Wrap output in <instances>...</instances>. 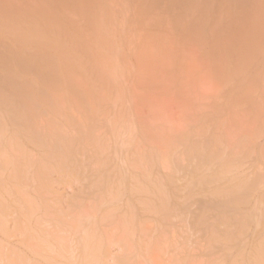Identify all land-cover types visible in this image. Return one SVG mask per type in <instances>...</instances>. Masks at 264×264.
I'll use <instances>...</instances> for the list:
<instances>
[{"label":"bare ground","instance_id":"1","mask_svg":"<svg viewBox=\"0 0 264 264\" xmlns=\"http://www.w3.org/2000/svg\"><path fill=\"white\" fill-rule=\"evenodd\" d=\"M6 1L7 0H5V3H3L4 1L0 0V4L2 2V5H0L1 9L3 8V6L4 7L7 6V7L2 9V10H4V13H3V11H1V13H0V16H1L0 17V222H1V220H4V221H2V223H0V228H1L0 232L2 234L6 231L5 233H7V235L11 236V234H9L8 231L15 230V226H16L17 229H20V228L23 229V228L27 227V229H25V230L23 229L25 231V233H27V235H28V231H30V228H31L32 232L30 231L29 234H31V233L33 234V231L36 229V227H38V225H41V224H37V223L34 224V222H38L40 215L43 214L42 216H43V218H45L44 221L46 220V218L49 217L47 222L49 223V221H50V225L53 224L52 227L56 228V232L59 230L57 233H59L61 235L60 232H62V233L64 232L63 235L65 234L64 237H62V235L60 236L62 238H59V236L57 235V237H58V239H57V237H56L57 233L55 235L53 233L54 228H52L46 221H45L46 222V224H45L44 221L40 219V221L38 223H40L41 221L44 223V224L42 223L43 225H41V226H43L42 227L43 230H41V226H40V228L38 227L37 228L38 230L37 229L36 230L39 231L40 233L36 232V230H35L34 234L37 236L34 235L32 238H30V241L32 240L34 245H32L33 243L32 244L29 243L30 242L28 239L29 237H26L27 238L26 239L27 244L29 243L28 245L27 244H24V245L20 244L19 245L18 244L19 242L16 241V243L19 246L24 248L25 245H27L25 248L32 249V252H33L32 259H30L31 257L29 258V256H28L29 259L25 258L26 257L25 252L27 250L23 251L24 249L22 250V248H21V250L23 251V252H21V251H19L20 248L19 249L16 248L15 250H17V252L20 253L19 254L14 250V248H15L14 246H13L14 248L12 247L13 249L10 246V248L12 250V251L10 250L11 253H10V251H7L8 253H6V251H5V255L9 256V257L6 256L8 258L7 261L10 258V263L15 264V262L13 263V261H16V258H17L16 264H18L19 262H21V264H160V260L164 259L163 262H165V260H167L166 261L167 264H196L198 261H199L198 264H201V263L202 264H206V263L207 264H264V186H263V184H264V172L263 171L264 170H261L260 167H259L260 169L256 167L257 169L254 170L255 168L251 167V164L253 161L256 162V160L257 161L259 160L258 159V156L260 155L259 151H258V153L256 151H254L255 153H253V151L251 152L252 153L251 155H253V156H251L253 161H251V159H249V157H250L249 152L251 151V148H253V147L249 146L250 144L246 145V147L247 146L249 147L248 150L246 151L247 148H245V146H244V144H247L249 142L252 145L257 146V148H255L256 146L254 147L255 149L260 150L261 147L258 148L260 145L258 143L255 144L254 141L256 140V142H257V140H258L257 136L260 137V135L261 134L263 135V133H264L261 130L263 133L260 132L261 134L259 133L260 134L259 135L258 132L253 133L254 129H252V128H255V130L259 131V129L256 128L257 126L256 127L254 126L255 123H256V125H258L257 121H259V124H260V120H261V125H264L263 124L264 123L263 122L264 121V119H263L264 110L261 109V108H264L263 107L264 103L262 102V100L264 101V99H263L264 97H261V99L259 98L260 94H261L260 91L261 92L263 91L261 96L262 95L264 96V90H263L264 89V83H263L264 82L263 81L264 80L263 79L264 78V67H263L264 59H262L264 57V55H263V57L261 55L262 52L264 51L263 50L264 47L262 48L263 51L261 50V48L259 49V47H258V45L261 43L260 41L264 40V36L262 33V32H264L263 31L264 21H262V17H264V15H262V14H264V11H261L262 13L260 12V9L262 8V6H264V2H263L264 0L261 1V2H263V5L261 4L260 0H259V2H257V0H255L256 1L255 4L254 3L250 4L251 7L248 5V3H250V0H246V3L244 2L245 0H241L242 1L241 4L238 2V5H237V3L236 4H229L230 6H228V4L224 5L225 3L223 2V0H222V2L224 4H222V2L220 3L221 0H219V2L216 1L217 4H215V2H214L215 0L214 1L212 0L213 2L210 0H202L205 2V3L202 2L204 4V9L207 10V8H205L207 5L205 6V4L207 1L208 2L210 1L213 4V6H211L212 4L210 2H209L210 5H208V6H211V7H213V9L217 10V12H216V10H211V7H209V9L212 11V13H214V14H212V17L210 16V18L215 19L212 21L216 22V23H214L210 19L212 24L214 23L217 25H221L224 22L222 24L223 27L227 25L226 27L228 28V31H227L228 36H226L227 34H225L226 33L225 28H223L222 25L219 26L218 29L223 28V30L219 29L216 31L217 32H220V31L224 32L225 31L224 34L226 37H230V35H233V36H231L232 38L230 39V41L228 40V38L224 39L226 41H229L231 43L230 45L234 46L233 48H232V46H229V44L226 41L223 40V42L225 44L226 43L228 44V45L226 44L227 46L222 42L223 38H222V36H220V34L221 35H224V34H222L221 32H220V34H218V33L214 34L215 27H217V25L214 26V24L213 25L209 24V26H205V28L207 27L206 28L207 30L209 29L208 30L209 32L204 30L205 29L204 25L205 24L207 25V22L209 21V19H208L209 17H207V16H209L211 13L207 12L208 13L207 14L206 12H204L205 11L204 9H203L204 11H202V7H203L202 3L200 6V9L197 8L199 10H196V8H194L195 11L192 8L194 5L192 6V4H191L192 7H190V5H189L187 8L188 10L186 9L185 14L182 15V13H184L183 10L186 8L185 3L187 6L189 3L192 2V0H190L191 2H189V3H188L189 0H164V1H166V3H168L170 1L171 2L170 4L172 6L170 7L169 3H168L169 5L165 3L164 4L165 6H162V8L164 9L166 7V9H168L167 7H169L170 8L169 10H171V11L173 10L172 11L173 14H171L172 13L171 11L164 9V10L170 12L169 14H171V16H168V15L165 16L167 12L165 11V13L163 14L164 10L162 9L163 11L159 12L160 17L157 14L158 15L157 19L160 20V22L157 21L159 23H156L154 20L151 19V18H153V14L151 13V11H153L154 13L157 12V11H154L157 7L154 8L155 7L154 4L150 5L151 3H154V2L150 3L148 0H147L148 2L141 0L143 2H142V6H140V9H145V7H147V8H146V10H142L146 13L145 14L142 12L143 15H145V16L142 15V18H141V14H140L141 12L138 15L135 14L137 17L136 20L138 21V24L139 23L140 24L145 23V25H146V23H149V25H151V26H147V25L146 26L151 28L152 27L151 20H152V22L154 21L156 24H160L159 25L160 27L162 25H167V23H165V22H170V23L172 22L171 24L168 23V25L172 26L173 23L176 24V22H175L176 20H177V22L183 21V20H178L179 17H180V19L182 17H184L183 22L185 24V22H186L185 16H187V19H188L191 15V14H189V12L187 13L189 16L186 15V11H190L192 8L190 13H192V11H193V13L197 12V13H194L195 18L197 19L196 14H199L198 11L200 12V10H201L202 14H203V12L206 13L207 18L202 17L203 18L202 19V18H200L201 14L197 15V16H199L198 17L199 20L197 19L198 21H196V22H198V24H202V25L204 24V25L203 26L199 25L198 28L196 27L197 29L194 28L195 29L194 31L197 30L196 32H197V34L199 33V35L201 34L200 31H202V33L204 31V32L209 33V36L203 37L204 36V33H203V36L200 35L201 39H199V40H206L205 38H208V39L211 38L212 42L211 41L210 42L213 43V45L215 44V46H214L215 48L210 46V45L208 46V47H212L211 49L214 48L216 50H220L219 52H221L227 48L229 50L228 51L229 54H231L232 57L234 56L233 54H235V52L230 51L231 49H233L237 53L241 54L240 56L237 54V56H238L237 60L239 62L237 60L236 61H237V64L240 63L239 66H236L237 64L236 65L234 64L235 60L233 62L229 61V62H232L230 64L229 62H227L228 59L226 60L223 58L228 63V65H226V62L224 60L223 61L225 62V64L222 63V56H224L223 52H221L222 56H219V52L217 51L218 52V56H217L218 58H216V59L221 58V60L220 61L215 60V62H220L219 64H221V63L223 64V66L220 65L221 67L218 66L217 72H216V69L214 70L215 67H213V68L211 67L212 69L210 68V65H211L210 61L208 62V58L204 57L205 59H207V62L209 63L208 68L211 69L209 72L213 71L212 74L213 75L216 74V76L215 75L214 76L217 79L219 77V80L222 78L221 79V80H223V81H221V82H223V84L221 83L222 87L227 86L226 88L228 91L226 90V88H222L223 90H226L225 91V92H227L226 96L225 97L223 96V95H225L224 94L225 92H223L221 94V96H222L221 99H219L220 97H218L219 101L214 99V101L216 103L213 101V103L210 104V106H209V107H211V105H212V107L210 109L212 112L211 111H209L210 113L208 111L205 112V109H204L205 113L203 111L202 112L199 111V113H201L200 116H202V114L204 113L203 114L204 117H200L201 119L204 118L203 119V125H201L202 123L200 122L202 120H198L199 115H196V111H195V113H194V111H191L192 114H191V112H190V114L193 116L195 115L194 116L195 119L193 116L189 117V115H187L188 119H185V121L187 120L186 121L187 123L189 121L191 123L195 120L199 121L200 127L197 124H195V123L194 124L197 125L200 129H197V127L192 123L191 125L192 126L194 125L193 128H195V132L191 127L190 128L188 127L187 129H189V130L192 129V130H190V133H189L186 129V131H187V133H186V131H184V128L186 125L184 126V128H182V131L179 130L180 128L177 129L178 126H177V128L175 126L174 130L171 131L172 133H174V131H176V129L179 132V134H181V132H182V134L180 136L175 132V135L173 134L174 136H176V137L173 136L175 139L173 137L168 138L167 135H170L172 133H169L168 130L163 129V128H162L163 130H166L169 133V134H167L163 130H162L163 131L162 133L160 132L161 134L164 135L163 137H165V138H163L161 134L160 135L162 138L161 137L158 138V136H159L158 131H157L158 134L157 133L152 134V132L150 133V130H151L150 126H149V128L147 127V129H149V130H146L145 129L146 127H144L145 130L141 129L142 125L145 124L147 126V124L149 122L148 120L150 117H151L150 121H152V115L148 114V116L150 115V117H148V118H146L147 116L145 118L141 117V115H139V113H137L138 111L136 109L137 112L135 111V113H137V116H139V117L137 118V116H136L137 120H134L135 117H131L130 114L133 115L134 111H132V110H134V109L132 108L131 111L129 109L132 106L136 105V103L131 102V100L135 101V99H137L136 96L138 97L137 93H139V92H137L136 94L134 93L135 99L133 98L130 100L128 98H132L133 96L131 97V95H133V94H131L130 97L126 96L125 95L126 93L123 91H121V92L125 93V94H120L121 93L120 89L123 88V87L121 88L120 86H121V84L125 85L126 82L124 80H127L125 73H127V72L124 71V73L122 74L123 76L125 75L124 76L125 79L121 78V76H118V75L121 74V72H123V70H124L123 68H125V65H127V60H126V62H125V60H123V56L125 54L123 55L122 50H125V48L119 42L125 43L124 46L126 45V43H128L129 44L128 46L131 47L134 45L133 42L135 40H133V42H131V39L129 37L130 36L135 37V34H138V33H135L138 31L136 29L137 28L136 26L138 24L135 26L136 28L132 26L133 24L132 25L130 24L132 22L131 19H133L132 18V16L134 15L133 13L135 12V11L133 12V10H130L131 7H134V6H131L132 0H129L131 2H126L124 0L123 3H124V5L126 4L127 6L125 5V6L120 7V9L124 8V9H122L123 10L122 12L124 14L121 11H118V9H119V7H117L118 5L117 6L114 5L115 6L114 7L112 5L113 2H112V4L110 3L111 4L110 5L108 0H107L108 4L110 5V7L112 6L113 8L112 7L109 8L107 5V2H106L107 6L104 5L105 0L104 1L103 0H100V1L95 0L94 3H92L94 0H91L92 2L89 0H75L76 2L73 0H70L67 3V5L70 4L69 8H72L73 12L76 10V12L77 13L79 12V13L76 14V12H74L75 16L71 15V14H73L71 9L68 10V7L66 4H64L65 7L64 6L63 7L64 8L67 7V10H65V11L72 12L69 15L70 18H71V16H74V17L77 16V18H78L77 23L79 22L78 24L85 22L86 25L83 23L82 26H81V24L76 25L77 23H75L76 20H74V17H73L74 21H70L69 17H67L68 13H65V16L61 15L62 13H64L63 12L64 8H62V6L60 4L67 2V0H52V1L49 0L51 2V4H49L50 2L49 3L47 2L48 0H46V1L41 0L44 3L47 2L45 5H42L43 3L40 2V0L39 1L34 0L40 4V5L38 4V6L36 4H32V3H35L32 0L31 1L32 3H30L28 1L29 6L25 2V4L28 7L25 4L24 5L22 4L24 7H22V5L18 7V4H19L18 2H21L22 0H20V1L18 0V2L15 0H13V1L11 0V3H10V0H8L9 3ZM23 1H27V0H23ZM72 1H73V3H72ZM101 1L103 3H101ZM113 1H115V0H113ZM138 1H140V0H138ZM14 2L17 3V4L15 3L17 6L14 4ZM98 2H100L101 5H104V9L102 8L103 6L101 7ZM118 2L120 5H122L120 0ZM144 2H146V3L144 4ZM176 2L177 3L179 2L178 3L179 5ZM180 2H184V3H180ZM194 2L196 3V5L199 4L195 0H194ZM252 2H254V1H252ZM6 3H8L9 5ZM114 3L116 4V2H114ZM127 3L130 5L129 6L130 9L128 8ZM132 3H135V2H132ZM163 3L161 2V5ZM242 3L244 4L245 7L249 8L248 12L246 11L247 9L245 10V8H243V6H241V5H243ZM3 4H5V5H3ZM30 4L33 5L35 9L38 8L39 6L45 7L47 4H48V6H46L47 8H44V9H42V8L40 9V7H39L37 9L38 10L37 11L32 6H30ZM56 4H59V6H60V7L58 6L59 7L58 10L60 8H62V9L57 11V5ZM156 4H158V3H155V5ZM13 5H15V7ZM35 5L37 7H35ZM93 5H96V7L98 9ZM134 5H136V3ZM143 5H145L144 8H143ZM166 5H168V6H166ZM196 5H195V7H196ZM217 5H219L218 6L219 8L223 5L222 6L223 9L225 8L226 10H228L226 12H228V14L231 13V15L234 16L235 20H237L236 17H238L239 21L237 22V26L234 25L233 23H231L230 19L228 18L231 16L230 14L227 15V13L225 12V14H226L225 16L227 17V19L224 16V14H223V16L225 18H222L221 17L222 15L221 16L217 15L218 11L221 12V14L223 11V10L220 11V9L217 7ZM233 5H236V7ZM260 5H262L261 8H260ZM89 6L92 7V8H90L92 11L89 10V8H88ZM157 6H160V5L158 4ZM178 6H180L181 8L183 6V8H184V9L182 8V10L179 11V12L182 11L181 14L175 13L176 8H179ZM11 7H13L12 8L13 10L8 11V10H11ZM106 7L108 9H105ZM116 7H117V9H116ZM197 7H198V5H197ZM19 8H21L20 11H19ZM127 8L129 9V11ZM171 8H173V9H171ZM189 8H190V10H189ZM235 8H238V9H235ZM239 8H240V11H239ZM6 9H8L7 10L8 13H7ZM22 9H23V12H22ZM109 9L111 11H109ZM113 9H115L117 11L116 14L113 13L114 12ZM209 9H208V11H210ZM225 9H224V11H225ZM242 9H244L246 12H243ZM15 10L17 12L18 11L19 12L16 13ZM24 10H27V12L26 11L24 12ZM28 10H30V11L35 10V12H30ZM60 11H61V14H58V12H60ZM131 11H132L133 15L132 16L130 15L129 21H131V22L128 21L129 22L128 23L127 22L128 17H126V15L129 16L128 12L130 13ZM136 11H138V9ZM147 11H148V14L150 13L151 15L150 14L147 15ZM213 11H215V12H213ZM88 12H91V13L87 14L85 18H87V16L90 17L89 19H91V21L93 23L89 19L85 20V18L82 19L83 22H80L81 21V19L79 20L80 16L83 18V16ZM93 12H95V13H93ZM104 12H106V13H104ZM110 12H111V14H110ZM119 12H121V14H123L122 16L126 17V20L124 17H123L124 20H123V18L121 20L123 22L128 23V24L124 23L123 27L125 28V24H126L125 29H129L127 31L128 32L130 31V35L127 33V31L124 32V30H122L121 27H119V25L117 23L119 21L118 19H120V18H116L117 17L116 15ZM241 12H243V13H241ZM101 13L106 14V15L103 16ZM161 13L163 14V16ZM233 13H235L236 16ZM2 14H4V15H2ZM121 14L119 13V15H121ZM238 14L239 15L243 14V16L240 18L241 15L238 16ZM259 14H261L260 15L261 18L259 17ZM58 15L59 16L61 15L62 18L63 17L64 18L66 17V18L63 20L61 17H58ZM100 15H102V16H100ZM109 15H111V16H109ZM154 15L156 18L157 17L156 14H154ZM174 15L175 16L178 15L179 17L177 18ZM215 16H218L219 18L221 17L222 19L221 18L218 19ZM111 17H113V18H111ZM133 17H135V16H133ZM143 17H145V21H144ZM168 17L169 18L172 17V18L169 19ZM192 17H194V16L191 15L190 18H192ZM107 18H110L109 21ZM161 18H163V19L167 18V19H165L167 21H165V20L163 21ZM173 18H174V20H173ZM216 18L219 20V22L221 24L218 21H216L217 20ZM66 19H67V21H66ZM141 19L144 22H139V20H141ZM148 19L149 20L151 19V20L149 21ZM196 19H194V20H196ZM201 19L205 20V21L203 22ZM206 19H208V21H206ZM228 19H229V21H228ZM136 20L134 19V21H133L135 24L137 23ZM161 20H162V22H161ZM194 20L190 19L191 22ZM222 20H224V21L221 22ZM263 20H264V18H263ZM122 21L121 22L119 21L121 26H122V24H121ZM147 21H149V22H147ZM190 21L187 23L190 24L191 23ZM199 21L202 23H200ZM100 22L103 23V25L99 24ZM196 22L194 21L195 26H197ZM228 22H229V24H228ZM106 23H107V25H106ZM108 23H109V25H108ZM162 23H164V24H162ZM179 23H177L176 26ZM89 24H91V25H89ZM175 24H173L174 28L176 27ZM189 24L184 26L182 23V25H180V26L181 27L184 26L185 28H183V29L181 28V30H179V28H180V26H179V28H176L178 30V32L176 29L174 30V28L172 27L176 33H174V31L170 28V26L169 27L164 26L163 28L168 29V30L171 29V35L177 34L178 35V36L176 35L177 38H180L179 37V31H181L180 34H182V33L185 34L183 30H185L189 26ZM191 24H193V23H191ZM232 24H233V26H232ZM95 25H96V27H95ZM113 25L115 26V28ZM127 25H130V27H132L134 30L130 29V27L128 28ZM210 25H211V27H210ZM80 26L82 28H83V26L90 27L91 31H88V33H86L85 30L81 32ZM92 26H94V27H92ZM103 26H104V28H103ZM109 26L111 29L109 28ZM117 26H118L119 32L123 31V33L120 32V35L116 31V30H118V29H116ZM213 26H214V28H212ZM154 27H155V25L152 28L154 29ZM192 27L193 26H191L189 28H191V30H192ZM201 27L203 28V30L202 29L199 30V28H201ZM229 27H231L230 30L235 29L234 33L229 30ZM93 28H95L97 30L99 29L100 34L98 33V31H96ZM101 28H102V30H101ZM105 28H107V29H105ZM138 28H139V25H138ZM152 28L150 30H153ZM155 28H158V27H155ZM211 28L214 29V31ZM227 28H226V30H227ZM113 29H114V31H113ZM88 30H89V28H88ZM92 30H93V33H92ZM103 30H105V31H103ZM162 30H164V29H162ZM168 30H166L167 31L166 33L169 34V36H171L170 31H168ZM191 30H190V33H192V31H193V30L192 31ZM94 31H96V32H94ZM156 31H157V29H156ZM164 31H162V32H164ZM187 31H185V32L188 35L189 32H187ZM229 31L233 34H230ZM115 32H117V33H115ZM211 32L214 35H212ZM82 33H84V34L82 35ZM125 33L128 35L126 36ZM131 33H133L134 35ZM158 33H159V35H161V31L160 32L158 31ZM166 33L164 34V36H165V37H163L164 39L169 37V36L166 37ZM106 34H108V35H106ZM116 34H117V37H116ZM121 34H123V37H120V39H121V41H120L119 36H122ZM186 34H185V36H186ZM197 34H195L196 36H194V32H193L194 37L191 34L192 41L194 40L193 38H196V37H197L196 39L198 40L199 35H197ZM78 35H79V40H78ZM91 35L94 38H91ZM100 35H101V37H99ZM103 35H105V36H103ZM110 35L113 38H111ZM205 35H206V33H205ZM80 36L83 40H80ZM96 36H97V38H96ZM107 36H109V38L106 39ZM124 36H126V38ZM185 36L183 35V37H185ZM188 36H190V35H188ZM225 36H224V38H225ZM261 36H263V38H261L262 40H258ZM145 37H147V36H145ZM145 37L143 38L144 41L140 40L139 38L137 39L136 37L134 38V39L139 40V42L142 41L141 43H143V44L140 43L141 45L140 44H138V45H140L142 47L145 46V51L143 50L144 47H143V49L141 48L142 49V51H141L140 46L138 47L137 44L135 43L136 41L134 42L136 45H134L133 47H136L139 50L138 52H139V55L141 57L138 54L137 55L139 56V58H141V60H140V62L142 61L141 64H143V60L145 61V59L147 62V58H150V57L154 58L158 54L161 56H162V54H164V55L166 54V56L164 57L165 59H162L163 56L162 57L158 56L159 58L157 56L155 57V58H158V59H156V62H158V63H155L156 69L158 71L159 70H165L166 65L170 66V64L172 63V62L171 63L168 62V60L170 58L174 60V58L176 57L175 56L176 53L172 52V50H171V49H173L172 47L174 44L172 42L173 41L172 37H173V39H176L177 41H179V43H178L176 40H174L175 43H177V46L174 47L173 51H175V49L178 51L181 48L180 46H182V50H184L186 47H188V45H186V44L189 43L188 37H187V39H186V37H185V39L182 38V39H184V41L187 40V42H185L186 44H184V41L181 38H180L181 40H178L176 37H174V35L171 36L170 40H172V41H169V40L168 41L172 42V45H171L172 47H168V49H167V50H169V48H170V51L172 52L171 53L170 51H167L164 47H162V46H164V45H162L163 43L167 45V43H168L167 40H165L167 43H165L163 41V38H162V40H160V39L158 41L156 40L157 43L158 42L160 43L157 45V43L156 44L153 43V42H155V40L154 41L151 40L152 42H148L150 40H147L148 37L145 39ZM114 38H116V40L118 38V44L116 43V41H114ZM149 38L153 39L152 37H149ZM91 39H92V43L89 41ZM132 39H133V37H132ZM196 39H195L196 43L192 42V41L190 42L191 44L189 43L190 46L194 45V44L197 45ZM8 40L9 41L11 40L12 42H9ZM102 40L104 43L101 42ZM112 40H113V42H111ZM128 40L131 43H129ZM199 40H198V43H199ZM79 41L80 42L84 41V42H81L82 43L81 44ZM94 41L96 42V45H95ZM180 41H182V44L180 43ZM78 42H79V44H78ZM85 42H87V43L89 42L88 45ZM145 42L147 44L148 43L154 44V46H153L154 49H152V44H151L150 51L154 50V51H152V53L154 52L155 55H154V53L152 54L151 52H149L148 48L150 46H149V44H148V46H147V44H144ZM161 42H162V44H161ZM204 42L202 41V43H204ZM207 42H206V44L205 43L204 44L207 45ZM210 42H208V43H210ZM220 42L224 46L221 45ZM258 42H260V43L257 45ZM192 43H194V44H192ZM103 44L105 47L103 46ZM115 44H117V47L119 46L118 49L120 48V46H122L121 47L122 50L121 51L119 50L121 52L119 54H121V57H122V58L120 57V60L124 61V63H126L124 65V67L121 65L122 68H119L120 65H117L118 69H121L120 70L121 72H119V74H117L118 72L114 71L117 75V78H120L121 82H122V79L124 81L122 83L120 82L121 83L120 86L118 85L119 80H117V81L115 80V78H116V77H114L115 73L113 75L111 74L113 72V69H114L113 68L114 64L115 65L117 64L113 61V60H116V58H117V57H114L115 53H116L115 51L117 50V47L115 46ZM130 44H132V45H130ZM159 45H161V47L164 48V51H166L167 53L162 52L163 49L158 50L160 48V47L158 48ZM169 45H167V46H169ZM183 45L185 48L183 47ZM195 45H194V47H195ZM205 45H202V46H204L205 49H207L206 48L207 46H205ZM220 45H221V47L223 46L224 49L221 48ZM92 46L94 49L92 48ZM106 46L108 48L109 47H114V48L108 49V48H106ZM156 46H157V49H155ZM167 46H166V48H167ZM200 46L201 45H199L198 48L203 49ZM259 46H261V45H259ZM262 46H263V44H262ZM127 47H126V49H127ZM178 47H180V48H178ZM196 47H195V49H196ZM228 47L229 48L231 47V49H229ZM33 48L36 52L32 50ZM102 48H103V50H105L104 52H102ZM198 48H197V50H198ZM89 49L93 51L92 55H91V52ZM137 49H135L136 53H138ZM214 49H213V51H214ZM257 49L260 50L261 52L258 51ZM24 50L27 51L28 53L27 52L25 53ZM127 50H129L128 52H130V48H128ZM132 50L134 51V48L133 49L131 48V51ZM191 50H194L193 46H192ZM30 51H32L31 53L34 52L36 54L31 55L29 53ZM86 51L89 54H87ZM106 51L107 52L110 51V53L114 52L113 56H111V57H113L112 59H111V57H109L112 53L109 54ZM155 51L156 52L158 51L157 54ZM198 51H200V50H198ZM256 51L259 54L257 53L255 55ZM147 52H149V53H147ZM168 52H169V54L171 53L172 56H173V54H175L174 55L175 57L174 56L171 57V54L169 56ZM203 52H205V51H203ZM203 52H201V53H203ZM230 52H232L233 54ZM93 53L94 54L97 53L98 55L100 54L99 56L101 58L99 56H97V54L95 56ZM125 53H126V51H125ZM142 53H143V55H142ZM182 53H181V55H182ZM184 53H185V51H184ZM207 53H206V56L209 55V52H207ZM26 54H29L31 57H29V55L24 57ZM45 54H49V56L44 57ZM50 54L53 56H51ZM119 54H118V56H120ZM130 54H131V52H130ZM144 54H146V56ZM151 54H152V56H151ZM225 54H227L226 58L229 57L228 53H225ZM88 55L89 56L91 55L90 56L91 58ZM178 55H180V54L178 53ZM254 55L258 58L261 55V58L258 59L259 62L257 61V58H255ZM50 56L52 57L51 59H54V61L56 60L57 65H55V66H57V67L54 66L55 68H53V65L56 64L53 61H52V63H54V64L53 65H51L52 63L50 64V62H51L50 61L51 59L49 58ZM167 56H169V57H167ZM203 56L204 55H202V57ZM211 56H213V55H211ZM43 57L46 59L49 58V61H50L49 64L50 65H48V62L45 61V59H43ZM95 57L96 58L99 57V58L96 59ZM143 57H145V59ZM214 57H216V56H213V58ZM235 57L236 56H234L233 58L235 59ZM213 58H212V60L209 59L212 61V63H214ZM41 59H43L45 61V64H47V65L44 64V66L45 67L47 66L48 68L43 67L42 64L44 62L41 61ZM161 59H162V61H161ZM166 59H168V60H167L166 64L164 63L165 65L160 64L161 62H164ZM171 59L169 61H171ZM179 59H180V56H179ZM106 60H107V63L109 65L106 63ZM118 60L119 59H117L116 61H118ZM120 60L118 62L121 63ZM149 60H148V62H150ZM153 60L155 61V59H153ZM254 60H255V63H254ZM185 61H187V60H185ZM261 61H262V67L263 68L261 67ZM41 62H43V63H41ZM94 62L95 63L98 62V63L95 65ZM146 62H145V64H146ZM173 62H175V61H173ZM30 63L32 65H29ZM124 63L122 62L121 64H124ZM205 63H206V61H205ZM103 64H104V67H103ZM141 64L139 66H141ZM150 64L148 63V65H150ZM157 64L159 65V67L157 66ZM185 64H184V67H185ZM216 64L218 65V63H216ZM216 64L214 63L212 66H215ZM233 64H234V66H236L239 69H234ZM254 64H258V65H254ZM33 65H34V69L31 67ZM230 65L232 66L233 69L226 68V67H230ZM106 66L108 69L106 68ZM258 66H260L263 70L262 75H260L261 73L259 72V70H261V69ZM29 67H31V68H29ZM111 67H112V72L109 71V70H111L110 69ZM252 67H253V71H251ZM159 68H161V69H159ZM172 68H173V66H172ZM222 68H224V70H222ZM255 68H257L258 70L257 69L255 70ZM30 69L32 71H30ZM219 69L222 70V74L224 73L223 76L221 74V77L219 74L221 72H218ZM107 70H108V73L110 72V77L111 76H113V77L110 78L109 74H108L109 78L107 77V75L105 73V72H107ZM125 70H127V69L125 68ZM137 70H139L140 72L136 71V73L134 74L135 76H134L133 80H132V78H130L132 81H129L133 84V85H131V84L128 85V86L132 87V89L135 87V85H139L141 83H147V84L151 83L150 81H148V79H146L145 77H142L145 75L140 74L141 72L142 73L144 72V74H146L145 71H143V68L141 70L140 69H137ZM157 70H155V71L158 72ZM254 70H255L256 74L254 73ZM127 71H129V70H127ZM150 71L152 72L153 70H150ZM257 71H258V73H257ZM137 72H139V75L137 74ZM178 72H180V70L177 71V75H178ZM184 72H186V71L184 70ZM235 72H236V75H235ZM250 72H253V74H255V75L251 74ZM130 73H133V71ZM158 73L160 74L161 72H158ZM217 73L219 76L217 75ZM156 74L157 73L153 74L152 76H154ZM225 74H228L229 76L227 77V75H225ZM242 74H244V77L242 78L243 80L241 79V77L243 76ZM105 75L107 78L105 77ZM127 75L129 76V74H127ZM140 75H141V77H140ZM172 75H174V74H172ZM182 75L180 74L181 78H182ZM240 75H241V77H238ZM131 76H132V74H131ZM152 76L149 75V78L151 79ZM234 76H235V78H234ZM251 76L253 78V81H251L252 80ZM259 76H260V78H259ZM190 77H191V75H190ZM225 77L227 78L226 80H225ZM236 77H238V78H236ZM256 77H257L259 83L256 81L257 79L255 80ZM261 77H262V79H261ZM105 78H106V80H105ZM142 78H144V80L146 82L143 81ZM153 78L155 79V77H153ZM170 78H172V77H170ZM239 78L242 80V82H245L244 87L242 86L243 83L239 81ZM247 78L248 79L250 78L251 80H248ZM107 79L108 80L110 79V82ZM128 79H129V77H128ZM134 79L135 80L137 79L138 84H136L137 82L135 83ZM182 79H184V78H182ZM231 79H233V82ZM151 80L153 81V79H151ZM169 80L172 82L173 80H175V78L173 80H171V79H169ZM192 80H194V78H192ZM139 81L141 83H139ZM156 81L158 82V80H156ZM234 81H236V82H234ZM112 82H115L116 84L117 83L118 84L116 85ZM154 82H155V80H154ZM179 82H180V80H178L177 83L181 84ZM237 82H238V84H237ZM110 83L114 84L113 85L114 87L112 86L114 90L117 87L116 89L119 91H116V93H115L114 90L112 89V87L110 86ZM156 83H154V84L151 83L152 87L150 86V89L153 88V86L157 85ZM158 83H160V82H158ZM214 83H216V81ZM228 83H230V84L227 85ZM233 83H236V84L234 85ZM249 83H250V85H249ZM231 84H232V86H231ZM247 84L249 87L246 86ZM237 85L239 88L233 87V86H237ZM250 86L251 87L253 86L252 89L250 88ZM256 86H258V87H256ZM125 87H126V85H125ZM161 87H163V85ZM185 87H187L186 84H185ZM232 87L236 90V92L234 89H232ZM259 87L262 90H260ZM118 88H120V89H118ZM137 88H138V86H137ZM147 88H149V86ZM166 88L168 90V87H166ZM246 88H248V89H246ZM256 88L258 89L257 91H255ZM125 89H126L125 91L128 92V90H127L128 88L126 87ZM231 89H232V91H231ZM237 89H239V92H237ZM123 90H124V88H123ZM185 90L188 94L187 88ZM140 91H142V89ZM81 92L84 96H81L82 95ZM111 92L115 93V95L119 93V95L125 96V100H127L126 102H128V104H125L126 103L125 101H124L125 103H123L122 102L123 100H122L121 96H119V95H118V97L121 99H119V98L118 99H119V101H121V105L123 104L124 107H126V106L129 107V109H128V107H126L125 109L127 110L126 112L130 113L129 114L130 117L127 115L128 113L124 114L125 116L127 115V119H128V117H129V119H131L129 122H127L128 120L124 119V115L121 114L123 112L122 109L124 107L123 108L118 107V106H121L119 103H116L119 101H117V99H114L116 102L113 100V98L117 97V95L111 96ZM130 92H131V90L129 91V93ZM132 92H134V89ZM167 92L168 91H166L165 93H167ZM170 92H171V90H170ZM229 92H230V94H228ZM142 93L144 94V92H142ZM248 93H250L251 95ZM253 93H255V94L258 93L256 95H258L257 98H259V99H257V101L255 100V102H254V99H255L256 95H254ZM231 94H234V95H231ZM167 95H170V94H167ZM173 95H174V93H173ZM140 96L142 97V94ZM247 96L250 97L251 99L247 98ZM81 97H82V99H81ZM108 97H109V99H108ZM176 97H177V95H176ZM176 97H174V98L176 99ZM138 98H140V97H138ZM192 98L194 99V97H192ZM212 98H214V97H212ZM123 99H124V97H123ZM143 99L145 100V98H143ZM108 100H110V102H112L111 100H113L117 105L118 104L119 105L117 107H116V104L114 105L111 103L112 104L111 105V104H109L110 102ZM128 100L131 103H133L134 105H132L130 107L129 105H131V103H129ZM137 100L140 101V104H142V102L144 104V101H141L142 99L141 100L137 99ZM185 100H186V98H185ZM231 100H233V102H231ZM235 100H237V101L239 100L238 101L239 104ZM244 100H248V101L246 102ZM250 100H252L253 102L251 101L249 103ZM100 101H101V103H100ZM174 101H176V100H174ZM192 101L193 100H191V102ZM221 101H223L224 104ZM225 101H229V103L228 102L225 103ZM234 101L236 103H234ZM258 101H260V102L258 103ZM102 102H103V104H105L106 102L107 103L109 102L108 104H105L106 106L108 105L107 107L104 105L105 109L108 108V109H106V112L108 110H110L109 112L113 113L114 111L115 112L119 111L118 108L121 109V112L119 111L120 113L119 112L116 113V114L119 113V117L117 115H114L115 113L112 114L113 115L112 117H116V118L118 117V120L116 118H112V117H111L112 119L107 120L108 114H106V112H103L104 108H102ZM187 102L189 103L188 100H187ZM217 102L218 103L221 102V104L219 103L216 106L215 104H217ZM261 102H262V107H260ZM193 103H194V101H193ZM244 103H247L249 105L252 104V105L248 107V106H246L247 104H244ZM143 104L140 105V108L142 106H145ZM192 104H191V106H192ZM198 104H199V102H197V103L195 102L193 106H199ZM234 105L236 107L238 105V107L236 108ZM110 106L113 109L115 108V110L113 111L112 108L110 109ZM191 106H189V107H191ZM213 106L216 108L214 109ZM239 106L241 107V109H238ZM220 107L222 108V110ZM226 107H228V109H226ZM229 107H231V108H229ZM233 107H235V109H233ZM255 107H257V108H255ZM151 108H152V106H151ZM155 108H157V107H155ZM219 108H220V110H219ZM245 108H248V109H245ZM116 109H118V110H116ZM125 109H124V111H125ZM168 109H169V107H168ZM229 109H231L230 110L231 114L232 113L235 114L236 111H237L236 112L237 114H240L243 112L247 114V112L249 110L248 113L252 112L255 115L258 114V116L263 115V117L261 118V117L255 116L252 113L248 114L250 116L249 117L248 115L243 113V115L241 114L243 116L242 118L234 117V115H233V116H231V118H230L231 120H230L229 117L231 114L230 115L227 114ZM232 109H233V111H232ZM244 109L246 112L244 111ZM258 109L263 110V111H259ZM145 110L149 111V108L146 107V108H144V112H146ZM214 110H216L217 112ZM218 110H219V112L220 111L221 112L219 113ZM225 110H226V112H224ZM240 110H241V112H240ZM142 111H143V108H142ZM155 111H156V109H155ZM152 112H153V110L150 111V113H152ZM255 112H260V113H255ZM103 113H104V116L102 115ZM110 113H109V116H110ZM154 113H157V112L152 113L154 115L153 119L159 118V120H160V116H158L160 114L158 113V114H156L157 115L156 116ZM199 113H197V114H199ZM211 113L216 114V116H214V114H213L214 117H218L220 114H222V117H223V114L229 115L228 117L224 116L225 118H227L226 120L223 117V119H222L223 120V126L225 124H227L226 127H227V130H229V131H230V129H228V128H231L230 132L233 131L232 136L234 134L239 135V133H234L235 128H237V130H242V131H240V134L243 132L241 135V137H243V134H244L243 138H245L246 137L245 135L248 132H250V134H247V135H248V137H250L251 141H249V139L246 137L248 140L247 139L246 140L244 139V140L247 143L245 142L244 144H241L244 141L241 140L242 142L238 141V143H237V140L241 139V138H238L236 140V144L239 145V147H240V145H242L241 148H238V146H235V148L231 149L229 146L231 145V142L232 143L235 142V140H233L235 136L232 137L229 135L230 137H232L233 141H231V142L227 141V140H231V139H229L230 137L227 136L228 134H231V133H229V132L227 133L226 129H223L222 124L221 125L219 124L222 122V120H221V122H217L218 127L222 128V131L224 132V134L227 133V135L225 134L227 136V137L225 136V139L227 138L226 142H228V144L225 143V141L221 139L224 136L223 132H221L220 129H218V127H216L217 126L216 121H218V119H213L211 116L212 115ZM105 114H106V116H105ZM208 114H210V116H211V118L208 119L210 121L209 123H208V121L205 122L207 120V117H209ZM184 115H185V113H184ZM244 116H248V117L245 118ZM104 117H107V118L105 119ZM252 117L255 118V120H257V121H255ZM132 118H134V119H132ZM251 118L253 121L250 120ZM138 119H141L140 122L142 125H139L140 122H138ZM142 119L144 120V122L142 121ZM235 119H237V120H235ZM262 119H263V121H262ZM102 120H104L103 122H105V124H103ZM159 120L158 119L156 120L157 123H159ZM161 120L165 121V119L163 120V118H161ZM214 120H216L215 121L216 125H214V127H216L215 132L217 130H219V131H217L215 133L212 130L213 133L211 131L210 133L208 132V134H207V132H204V131L209 130L208 128L210 126L207 127V129H206V126L210 125L211 122L214 124V122H213ZM219 120H220V118H219ZM224 120L226 121V123ZM233 120H235V121H233ZM106 121H107V124H106ZM134 121L138 122L137 125L140 126L141 130L135 124ZM197 121H195V122L198 123ZM230 121H231V123H230ZM236 121H237V123H236ZM239 121H240V123H239ZM243 121H245V122L243 123ZM246 121L247 122L251 121V123L250 122L249 123L251 125L253 124L252 128H251V125L249 126V124ZM108 122L110 124H108ZM162 123L163 122H161L160 124H162ZM207 123H208V125H207ZM232 123L233 124L235 123V125H233ZM153 125H154V123H153ZM163 125H164V123H163ZM191 125H188V126H191ZM232 125H233V127H232ZM242 125H243V127L241 128ZM261 125L258 127H261ZM135 126H136V128H135ZM155 126L157 127L158 125L155 124ZM165 126H166V124L163 127H165ZM234 126H238V127L234 128ZM170 127H172V126L170 125ZM159 128H161V127H158L157 130H159ZM135 129H137V130L139 129V130L137 131ZM152 129L153 130L155 129L154 126L152 127ZM167 129H169V131H170L169 127H167ZM244 129H248V132H247V130H244ZM153 130H151V131H153ZM237 130L235 129V132H239ZM145 132L146 133L148 132L147 133L148 135ZM196 132H197V134H196ZM199 132H202L203 137L205 135V137H204L205 140L203 139L202 136H200V138H199V136H197L200 139V142H199L198 138L195 137L196 135H199ZM219 132L222 133V137H220L219 135L217 136V134H219ZM183 133L185 135H183ZM211 133H212V136L211 135L209 136V134H211ZM252 133L254 135L256 134L257 136L255 137L254 135H252ZM206 134L210 138H207L208 136H206ZM156 135H158V136L156 137V140L153 139V140H155L154 145L156 146L157 143L159 142L162 146L158 143L157 147L160 146L159 148L161 150L160 149L156 150V152L158 151L156 153L154 148L157 149V147L152 148L150 145L148 147L147 143L145 144V146L147 145L149 150L148 149L145 150V148H147V147L143 148L144 150L140 148V147H144L143 143L142 144L139 143V142H141V140L144 143L145 142H148V143L151 142V144H153L152 138ZM262 135H261V137H262ZM145 136L148 138H151V141L148 138H146ZM170 136H172V135H170ZM237 137H239V136H237ZM237 137H235V138H237ZM252 137H253V139H255V138L256 139L252 141V139H251ZM107 138H110L111 141L108 140ZM136 138L137 139L139 138L138 139L139 142L136 141L137 140ZM194 138H197V139H194ZM206 138L208 139V142H206L207 141ZM146 139L148 141H145ZM159 139L160 140L163 139L164 144H167L169 142V140L171 143L172 142L173 143L171 145H169V143H170L169 142L168 145H163V143H161V141ZM165 139L166 140L169 139V140L166 141ZM172 139H174L175 141L174 140L172 141ZM157 140H159V141H157ZM197 140H198V142H197ZM236 144L233 143L232 145H236ZM171 147H172V150H170L168 152L165 151V150L170 149ZM262 147H264V145ZM150 148H152L151 149L152 152H151ZM236 148H238V149H236ZM244 148H245V150H244ZM30 149L33 151L32 153H34V151H35L34 154H36V151H37V154H38L37 159H36V157H34V154L31 156V154H32L31 151H30V153L28 151ZM153 149H154V151H153ZM249 149H250V151H249ZM263 149H261L262 151H260L262 153L261 154L262 156L261 155L259 156L260 158L264 157ZM147 150L150 152H148ZM162 150H163V152H162ZM160 151L162 153H160ZM89 152H90V156H88ZM83 153H85V154H83ZM159 153H160V155H158ZM164 153H166V155ZM256 153L258 156H256ZM175 154H177V155L175 156ZM174 156L177 157L176 160H174L175 159ZM253 157L256 160H254ZM159 159L161 160V162H163V164H165V162H166V164H165L166 168L168 167L167 165L173 164L171 167H173V169L174 168L176 169V173L180 174V172H181V174L179 175L181 178H179L178 174H176V173L172 174L171 173V172H173L172 168H171L172 171L171 170H170L171 172L169 171L171 174H169V172H167V170L170 166L167 168V170L165 169V167H163L165 169V171H164V169L162 170L161 169L162 167L160 166L162 163L161 164L157 163V160H159ZM172 160H173V162H172ZM177 160L179 162H177ZM174 161H175V163H174ZM259 161L257 163H259ZM158 162H160V161H158ZM168 162L170 164H167ZM246 162H248L250 164L247 163V166H246V164H245ZM261 163H263V162H261ZM261 163L257 164V165H255V163H254V165L255 166H261L263 169L264 165H262ZM244 165L246 167H251L252 170H250L251 168L245 169ZM95 166H97V167H95ZM243 166H244V170H247V172L245 171L246 173L243 171H240V169L243 170ZM258 169L260 171H258ZM161 170H162V173H161ZM250 171L255 172L256 174L251 175L252 172L250 173ZM6 172H7V174H6ZM94 172L97 173V175L94 174ZM64 173H66V174H64ZM258 173H261V174L259 175ZM4 174L7 176L5 179L3 178ZM53 174H58V175L57 176L55 175L54 179H51V180L48 179L49 177L51 178L52 177L51 175H53ZM67 174H68V177L70 179L71 178L72 179L76 178L77 180L78 179L79 180L84 179V181L87 182V184H86V182H84L82 180L80 182H78V183H80L79 185H82L84 183V189H83V185H82V189L81 188L79 189V191L82 193H80V192H78L80 194H77V192H76V194L73 193L74 194V195H72L73 197L75 195L78 196V197L75 196V198L77 197L76 200L78 199V201H79L76 205L72 204L73 202L74 203H76V202H75V199H73V197H71V196L68 197V199L71 197L70 200H67V198H62V197L59 198L58 196H61V194L58 191H55L53 186H51V185H54L55 180H58V181H56L58 183H55V184H59V186L62 184L63 181H65V183L63 182L64 185L65 184L67 185L69 182H70V184H68V185H72L71 181L68 180V177H65V179L62 178L64 175L66 176ZM60 175H63V176L61 177ZM57 177H60V178L58 179ZM91 177H93L94 179L93 178L91 179ZM60 179L62 180V182L60 181ZM182 179L185 180V182ZM8 180H10V181L12 180V182L15 183L17 191L13 187H9V184H11V183ZM66 180H68V183ZM179 180H180L181 185L177 184V182H179ZM181 181H183V182H181ZM7 182H9V183H7ZM29 182H32L34 184V189L36 191H38L40 195H44L46 197V198L43 197V200H42V196L39 195L38 200H42V202L38 201L35 196H33V198H32L31 194L34 193L33 190H30L31 192H33L31 194H30V192H28V190H29L28 188H30V189L32 188V186L28 187V186H30ZM52 182H54V183L51 184ZM73 182H74V180H73ZM97 183H99V185ZM5 185L7 188L5 187ZM64 185L62 184L61 186H64ZM10 186H12V185H10ZM50 187H52V188H50ZM69 187H72V186H69ZM10 188H11V190L8 191V189H10ZM12 188H13V190H12ZM49 188H50V190H48ZM81 190H83V191H81ZM6 191H7V193H5ZM12 191H15V192H12ZM43 191L46 194H47V191H49V193H48L49 197L45 193H42ZM50 191L52 193L51 198H50ZM53 191H55V193ZM56 192L59 193L58 196L55 195ZM98 193H99V197H101L102 199H98V196H95V194H98ZM5 194H7L5 196L7 198H5V199H10V197L14 198V196H15V199L12 198V199L8 200V203H7V201L3 199ZM11 194L12 195L14 194V196H12ZM27 194H29V195H27ZM33 195H35V194H33ZM17 196L19 197L18 199H16ZM198 196H202V197L199 198ZM52 197H55L54 199L57 200L58 202L53 204V201H52V203H51L50 199L52 200ZM95 197H96V199L99 200V202H98V200H96L97 201V203H96V201L94 200ZM57 198H59V199L62 198V200H59ZM45 199H46V203L44 204L43 201H45ZM63 199L67 200L68 202L63 200ZM80 199H83L85 201V203L87 202L86 200H88V199L92 200L93 199V201H94L93 204H94L95 208L92 207L93 204H90L92 202L91 200L88 201L86 204L87 205L89 204V207H92L89 209L97 210L96 205H95V203H96L97 207H100L97 210L99 212L96 211L97 213H99L100 216L99 215H96V216L92 215L95 211H92L93 212L92 213L91 210H89L87 208L88 206L87 207H86V205L83 206L84 204H82V203H84V202ZM11 200H13V201L11 202ZM49 201H50V204H49L50 207L51 208L53 207V209H50L51 211L48 209V207H49L48 202ZM60 201H64L63 203L65 204V207L69 208L72 205L73 206L75 205V206H74V208H73V206L70 207L71 211L67 212L66 210L69 211L70 208L69 209L65 208L66 209L65 210L64 206H63L64 204L62 205L61 204L62 202H61L60 203L61 206H63V209L67 212V213L66 212L61 213L62 207H60V204L58 205V203ZM70 201H72V202H70ZM80 202H82V203H80ZM13 203L14 204L16 203V205L20 206L15 210L16 215L12 214L11 212L9 213V211L11 210L10 208L12 207ZM39 203L40 204L43 203L42 207L44 206V209L42 210V212L45 211V208H46L45 212H47L49 210L48 211L49 213L47 212V214H46L43 212V213L39 214V217H37L38 216L37 210L39 211L40 210L39 208H41V206H39L40 205ZM66 203H71V205L66 204ZM98 203H100V204H98ZM46 204H47V207H46ZM37 205H38V207H37ZM54 205L56 208L58 205L59 208L61 209V211H60V209L58 210V208L57 209L54 208ZM90 205H92V206H90ZM35 208H38V209H35ZM85 208H87V209H85ZM54 209H56V211L57 210L60 211V213L57 211V213H59L58 217H57V214L54 213V212H56ZM83 209H84V211H83ZM85 210H86V212H85ZM87 210L89 212H91V213H88V216H86L87 212H88ZM16 211H17V213H16ZM7 212H8V214L5 215ZM72 212H74L76 214L74 215V213L72 214ZM18 213H19V215H18ZM52 213L54 215H52ZM69 213L71 214V216L69 215ZM10 214H12V216L15 215V217L11 218V216H9ZM32 214L33 215L37 214V216H35V218L37 217V219L33 220L34 218L32 219V216H33ZM60 214H62V215H60ZM51 215L57 217V219H55V218H54L55 220L53 219V222L51 221V219H52ZM79 215H82V216H79ZM17 216H23L24 218H27V219L29 218V220L27 222L23 221V222H25L23 224V222L22 223L20 222V221H22L21 218L18 220L15 219V218H17ZM45 216H47V217H45ZM62 216H64V217L62 218ZM98 216H99V218H97ZM4 217L11 218V219H9L10 221L7 219L9 221V223H12L14 221L13 219L18 221L19 223L14 221L15 223L13 224V226H14V228H12L13 230L12 229L8 230L9 229L8 228L9 223H8V221H6V218H4ZM68 217L74 218V221L71 220V218L69 219ZM80 217L82 219H80ZM95 217L97 218V220L99 222L96 220ZM30 219H31V222L33 220L32 224H30L31 223ZM66 219L71 220V221H69V223L72 222V224H73L72 227L70 226L71 224L70 225L68 224V222L67 223L64 222V220H66ZM11 220H13V221H11ZM55 221H56V224H54ZM103 221H104V224H103ZM73 222H76V224H74ZM27 223H29V224H27ZM105 223H107V224H105ZM19 224H20V226L23 225V228L22 227L18 228L17 226H19ZM33 224L36 225L34 229H33V227H30V225L33 226ZM44 225H46V227ZM47 225H49L52 230L49 228V229H46L47 230L46 231L45 228H48ZM3 226H5V227H3ZM113 226L115 228H113ZM2 227L4 228L3 230H2ZM5 228H7L8 231L5 230ZM57 228H58V230H57ZM23 230L21 232H19L20 230L16 231L17 232L16 235L19 232L18 236L22 233L21 234L22 236L21 235L20 236L24 237L25 233L23 232ZM26 230H28V231H26ZM48 230L52 231V234ZM38 233L40 234L39 236H38ZM14 235H12V236H14ZM198 235H200V236L198 237ZM1 236H4L3 238L7 239L6 234H3ZM35 237H37V238H35ZM24 239H25V237H24ZM31 245L34 247H31ZM113 245H114V247L116 246L117 248L120 249V251L118 250L119 252L117 251L118 253L116 252V254H114V251L112 250ZM10 248H8V249H10ZM13 250H14V253L16 252L15 254L13 253ZM0 251H1L0 257H1L2 256V250H0ZM32 252H29V253L32 255ZM12 253L14 255L17 254L18 256L17 255L16 256L11 255ZM21 254L22 255L25 254L24 258H22L23 256ZM5 255H3V256L5 257ZM34 255L35 256L38 255L41 262L37 260L38 257L36 258V262H35ZM11 256L14 257V258H12L13 260L11 259ZM4 257H1V260ZM6 257H5V259H6ZM18 257H21L22 260H21V258L18 259ZM33 257H34V259H33ZM60 258L62 259V261H60ZM199 258L202 260V262L200 261ZM5 259H3L2 262H4ZM212 259H214V260H212ZM30 260H33L34 262L30 261ZM205 260H207L206 263L203 262ZM163 262H161V263H163Z\"/></svg>","mask_w":264,"mask_h":264},{"label":"rangeland","instance_id":"2","mask_svg":"<svg viewBox=\"0 0 264 264\" xmlns=\"http://www.w3.org/2000/svg\"><path fill=\"white\" fill-rule=\"evenodd\" d=\"M1 1H4L3 3H5V0H1ZM12 1H13V0H12ZM15 1L18 2V0H15ZM19 1H20V0H19ZM28 1H29L30 3H32V2H31L32 0H27V1H23V0H22L21 2H18V3H19V4H18V7L21 6L22 4L24 5L25 2H26V4H28V6H29V2H28ZM37 1H39V0H37ZM37 1H34V0H33V2H35V3H32V4H36V5L38 6L39 3H37ZM45 1H46V0H45ZM51 1H52V0H51ZM69 1H70V0H67V2H64V3H62V4L59 3V4L62 6V8H64V7H65L64 4L67 5V3H68ZM73 1H75V0H73ZM73 1H72V3H73ZM89 1H91V0H89ZM97 1H100V0H97ZM103 1H104V0H103ZM110 1H111V2H110ZM110 1L108 0L109 4H110V3L112 4V2H113V4H112L113 6H114V5H115V6L118 5V6H117V7H119L118 11H121V12L123 11L122 9H124V8H121V9H120V7L126 5V4L124 5V3H123L124 0H122V1L120 0V2L122 3V5L119 4V2H118L119 0H115V1L110 0ZM125 1H126V2H131V1H129V0H125ZM143 1H146V2L149 1L150 3H151V2H154V3H151L150 5H153V4H154V6H155L154 8L157 7L154 11H157L158 13H157V12L154 13L153 11H151V13L153 14V18H151L152 16H151L150 18H151L152 20H154L156 23H159L160 20H158L157 18H158V15H159V17H160V13H159V12H162L164 9H166V7H165L164 9L162 8V6H165L164 4L166 3V1H164V0H163V1H162V0H153V1H152V0H148V1H147V0H143ZM143 1H141V0H140V1H138V0H134V1H133V0H132V2H135L136 5H134L135 3H132V2H131V6H134V7H131V9H130V7H129L130 5L127 3V4H128V8H129L130 10H133V12L135 11V12L133 13L134 15L132 14V11H131L130 13L128 12L129 16L126 15L127 13L125 14L126 17H128L127 22H128L129 19H130V15H131V16L133 15V16L136 17V15H138L140 12H141L140 14H141V18H142L143 13H145V12L142 11V10H146V8H147V7H145V9H140V6H142V2H143ZM195 1H196L197 3L200 4V5L197 4L198 7H197L196 3L194 2V0H192V2L189 0L188 3H189V2H191V3H189V4L187 3V4H188L187 6H186V3H185V7H186L185 9H184L183 6H182V8L184 9V10H183L184 13H182V11L179 12L180 10H182V8L180 7L181 5L178 6L179 8H176L175 13H176V14H177V13H180V14L182 13V15L185 14V10L188 8L189 5H190V7H192V6L194 5V6L192 7L194 11H195L194 8H196V10H199V9H200V6H201V3L204 2V1H202V0H198V1L195 0ZM199 1H200V2H199ZM210 1H212V0H210ZM210 1H209V2H210ZM213 1H214V0H213ZM213 1H212V2H213ZM216 1L219 2V0H215V1H214L215 4H217ZM252 1H254V2H252ZM261 1H263V0H260V2H261ZM6 2H8V0H7ZM40 2H42V1L40 0ZM47 2L49 3L50 1L48 0ZM47 2H46V3H47ZM75 2H76V1H75ZM75 2H74V3H75ZM91 2H92V1H91ZM94 2H95V0H94L92 3H94ZM106 2H107V0H105V2H104L105 4H104V5H106ZM108 2H107V5H108L109 8H111L112 6L110 7L111 4L109 5ZM114 2H116V4H115ZM137 2H138V3H137ZM140 2H141V3H140ZM146 2H144V4H145ZM159 2H160V3H159ZM161 2H162V3L164 2V3L161 5ZM186 2H187V1H186ZM209 2L207 1L206 4H205V6H206V5H207V6L210 5L211 2H210V3H209ZM221 2H222V0L220 1V3H221ZM223 2H224L225 4H224ZM223 2H222V4H224V5L228 4V6H230L229 4H236V3H237V5H238V2L241 4L242 1H241V0H223ZM244 2L246 3V0H245ZM248 2H249V1H248ZM257 2H259V0H257ZM263 2H264V1H263ZM263 2H261L262 5H263ZM8 3H9V2H8ZM8 3H6V4H8ZM10 3H11V0H10ZM15 3H16V2H14V4H15ZM20 3H21V4H20ZM42 3H43L42 5H45V4H46V3H44V2H42ZM70 3H71V2H70ZM92 3H91V4H92ZM98 3L100 4V2H98ZM101 3H103V2L101 1ZM155 3H158L160 6H157L158 4L155 5ZM168 3L170 4L171 2L169 1ZM168 3H166V4H168ZM176 3H177V2H176ZM178 3H179V2H178ZM178 3H177V4H178ZM180 3H184V2H180ZM204 3H205V2H204ZM207 3H208V4H207ZM220 3H219V4H220ZM251 3H254V4H255L256 1H255V0H250V3H248V5L250 6ZM16 4H17V3H16ZM16 4H15V5H16ZM26 4H25V5H26ZM49 4H51V2H50ZM59 4H56V5H57V11H59L60 9H62V8H60V9L58 10V8L60 7ZM169 4H168V5H169ZM191 4H192V6H191ZM202 4H203V3H202ZM211 4H212V3H211ZM215 4H214V5H215ZM242 4H243V3H242ZM0 5H2V2H1ZM3 5H5V4H3ZM8 5H9V4H8ZM15 5H13V6L15 7ZM23 5H22V7H24ZM36 5H35V7H37ZM39 5H40V4H39ZM69 5H70V4H69ZM69 5H67L68 10L71 9V11L73 12L72 8H69V7H70ZM74 5H75V4H74ZM97 5H98V4H97ZM104 5H101V4H100L101 7L103 6V7H102L103 9H104ZM107 5H106V6H107ZM148 5H149V4H148ZM148 5H147V6H148ZM168 5H166V6H168ZM178 5H179V4H178ZM183 5H184V4H183ZM195 5H196V7H195ZM220 5H221V4H220ZM246 5H247V4H246ZM248 5H247V6H248ZM258 5H259V4H258ZM262 5H260V8H261ZM11 6H12V5H11ZM16 6H17V5H16ZM26 6H27V5H26ZM28 6H27V7H28ZM30 6H32V7L34 8L33 5L30 4ZM46 6H48V4H47ZM46 6H45V7H43V6L41 7V6H39V7H40V9H41V8L44 9V8H47ZM58 6H59V7H58ZM63 6H64V7H63ZM93 6L96 7V5H93ZM115 6H114V7H115ZM126 6H127V5H126ZM136 6H137L138 8H137ZM144 6H145V5H143V8H144ZM171 6H172V5L170 4V7H171ZM207 6L205 7V8H207V10H206V9H204V4H203L202 11L205 10L204 12H206V13H207V12H210V13H211L209 16H207V17H209V18H208L209 21H210V19H211V21H212V20H215V19H213V18H210V16L212 17V14H214V13H212L211 10H216V9H213V7H211V6H213V4H212L211 6H208V7H207ZM218 6H219V5H217V7H218ZM222 6H223V5H222ZM222 6H221L220 8L218 7V8L220 9V11L223 10V11H222V14H221V12L218 11V14H217V15H220V16L222 15L221 17H222V18H225V17H226V16H225V15H226L225 12L228 11V10H226V9L224 8V9H225V11H224V9H223ZM233 6L236 7V5H233ZM239 6H240V5H239ZM241 6H243V8H245V10L247 9V10H246L247 12L249 11V8L245 7L244 4L241 5ZM249 6H248V7H249ZM1 7H2V6H1ZM5 7H7V6H5ZM5 7L3 6V8H5ZM18 7H17V8H18ZM22 7H21V8H22ZM32 7H31V8H32ZM39 7H38V8H39ZM67 7L64 8V11L62 10L64 13L61 14V11H60V12H58V14H61L62 16H63V15L65 16V13H68V16H67V17H69V15H70L72 12L69 11V12H70V13H69V12L65 11V10H67ZM101 7H100V8H101ZM117 7H116V9H117ZM209 7H211V10L209 9ZM215 7H216V6H215ZM215 7H214V8H215ZM250 7H251V6H250ZM3 8H2V9H3ZM12 8H13V7H11V10L6 9V11H7V10H8V11H12V10H13ZM21 8H19V11L21 10ZM38 8H36V9L34 8V9L37 10ZM88 8H89L90 11H92V10L90 9V8H92V7L89 6ZM93 8H94V7H93ZM96 8H97V7H96ZM100 8H99V9H100ZM112 8H113V7H112ZM128 8H127V9H128ZM136 8L138 9V11H136V10H137ZM148 8H149V7H148ZM154 8H153V9H154ZM167 8H168V9H166V10L171 11V10H169V9H170L169 7H167ZM192 8H191V10H192ZM197 8H199V9H197ZM221 8H222V9H221ZM240 8H241V7H240ZM240 8H239V11H240ZM262 8H263V9H262ZM262 8L260 9V12H261V11H264V6H262ZM0 9H1V8H0ZM2 9L0 10V13H1V11H3V13H4V10H2ZM25 9H26V8H25ZM28 9H29V8H28ZM40 9H39V10H40ZM97 9H98V8H97ZM105 9H108V8L106 7ZM129 9H128V11H129ZM135 9H136V10H135ZM149 9H150V8H149ZM151 9H152V8H151ZM162 9H163V10H162ZM171 9H173V8H171ZM203 9H204V10H203ZM208 9H209L210 11H208ZM235 9H238V8H235ZM250 9H251V8H250ZM32 10H33V9H32ZM35 10H34V11H30V10H28V11H30V12H35ZM95 10H96V9H95ZM95 10H94V11H95ZM166 10L163 11V14L165 13ZM174 10H175V9H174ZM187 10H188V9H187ZM189 10H190V8H189ZM191 10H190V11H191ZM233 10H234V9H233ZM242 10H243V12H246L244 9H242ZM242 10H241V11H242ZM8 11H7V13H8ZM15 11H16V10H15ZM19 11H18V12H19ZM25 11L27 12V10H24V12H25ZM37 11H38V10H37ZM100 11H101V10H100ZM102 11H103V10H102ZM106 11H107V10H106ZM109 11H111V10L109 9ZM113 11H114L113 13L116 14L117 11H116L115 9H113ZM124 11H125V10H124ZM126 11H127V10H126ZM168 11H166L168 14L166 13L165 16H167V15H168V16H171V14H173V12H172L173 10L171 11V12H172L171 14H169L170 12H168ZM190 11H186V15H188L187 13L189 12V14L193 15L194 17L190 18V17H191V15H190V17L187 19V16L184 15V16L186 17V18H185V21H186L185 24H184V22H183V21H184V17H182V18L180 19V17H179L178 15H177V16L174 15V16L177 17V18L179 17L178 20H183V21H181V22H182L183 25L185 26V25L189 24V23H187V22H189L190 19H192V20L196 19L194 13H197V12H194V13H193V11H192V13H193V14H192V13H190ZM235 11H236V10H235ZM18 12L16 11V13H18ZM22 12H23V9H22ZM74 12H76V10H75ZM74 12H73V14H71V15H74V16H75V13H74ZM97 12H98V11H97ZM121 12H119V13L121 14ZM142 12H143V13H142ZM204 12H203V14H204V15H203V14L201 13V10H200V12L198 11L199 14H196L197 19H198V17H199V16H197V15H200V14L202 15V16L200 15V18H202V17H203V18H207V17H206V13H204ZM213 12H215V11H213ZM216 12H217V10H216ZM223 12H224V13H223ZM232 12H233V11H232ZM236 12H237V11H236ZM236 12H235V13H236ZM243 12H241V13H243ZM13 13H14V12H13ZM20 13H21V12H20ZM78 13H79V12H78ZM78 13L76 12V14H78ZM84 13H85V12H84ZM89 13H91V12H88V13H86L85 15L82 13L84 16H83V18L80 16V18H79V20L81 19L80 22H83L82 19H84V18L86 17V15L89 14ZM93 13H95V12H93ZM93 13H92V14H93ZM99 13H100V12H99ZM104 13H106V12H104ZM119 13H117V15H116L117 17H116V18H120V19H118V20L121 22V21H122L121 19L124 17V16H122V15H123L124 13L122 12L123 14H121V15H119ZM175 13H174V14H175ZM219 13H220V14H219ZM226 13H227V15H229V14L231 15V13H229V14H228V12H226ZM235 13H233V14H235ZM237 13H238V12H237ZM237 13H236V14H237ZM261 13H262V12H261ZM101 14H102V13H101ZM110 14H111V12H110ZM135 14H136V15H135ZM145 14H146V13H145ZM149 14H150V13H149ZM149 14H148V11H147V15H149ZM154 14H156V16H157L156 18H155V15H154ZM157 14H158V15H157ZM161 14H162V13H161ZM163 14H162V16H163ZM180 14H179V15H180ZM207 14H208V13H207ZM223 14H224L225 17L223 16ZM236 14H235V16H236ZM2 15H4V14H2ZM61 15H60V16L58 15V17H61V18H62ZM90 15H91V14H90ZM95 15H96V14H95ZM102 15L105 16L106 14H102ZM102 15H100V16H102ZM112 15H113V14H112ZM150 15H151V14H150ZM215 15H216V14H215ZM240 15H241V14H240ZM240 15L238 14V16H240ZM260 15H261V14H259V17H260ZM262 15H264V14H262ZM74 16H71V18L69 17V20H70V21H74V20H76L75 23H77V19H78V18H77V16H76V17H74ZM78 16H79V15H78ZM96 16H97V15H96ZM100 16H99V17H100ZM109 16H111V15H109ZM133 16H132L133 19H131L132 22L134 21V19H135V20L137 19V17L135 18V17H133ZM143 16H145V15H143ZM172 16H173V15H172ZM188 16H189V15H188ZM204 16H205V17H204ZM242 16H243V14L240 16V18H241ZM0 17H1V16H0ZM73 17H74V20H73ZM99 17H98V18H99ZM126 17H124L125 20H126ZM138 17H139V16H138ZM146 17H147V16H146ZM215 17H217L218 19L221 18V17L219 18L218 16H215ZM61 18H60V19H61ZM65 18H66V17H65ZM65 18L63 17L62 19L64 20ZM75 18H76V19H75ZM89 18H90V17L87 16V18H85V20H88ZM103 18H104V17H103ZM111 18H113V17H111ZM116 18H115V19H116ZM124 18H123V20H124ZM147 18H148V17H147ZM168 18H169V17H168ZM170 18H172V17H170ZM170 18H169V19H170ZM177 18H176V19H177ZM193 18H194V19H193ZM203 18H202V19H203ZM217 18H216V19H217ZM222 18H221V19H222ZM228 18L230 19L231 23H233L234 25L237 26V22L239 21L238 17H236L237 20H235L234 16H232V15H231L230 17H228ZM260 18H261V17H260ZM263 18H264V17H262V21H264ZM58 19H59V18H58ZM71 19H72V20H71ZM107 19H108V21H109L110 18H107ZM139 19H140V18H139ZM143 19H144V21H145V17H143ZM151 19H150V20H151ZM161 19L164 21V20L167 19V18H164V19L161 18ZM186 19H187L188 21H187ZM197 19L194 20V21L196 22V21L199 20V19H198V20H197ZM202 19H201V20H202ZM208 19H206V21H208ZM218 19H217L216 21L219 22ZM226 19H227V17H226ZM229 19H228V21H229ZM79 20H78V21H79ZM85 20H84V21H85ZM89 20L91 21V19H89ZM95 20H96V19H95ZM141 20H142V19H141ZM141 20H139V22H144L143 20H142V21H141ZM148 20H149V19H148ZM150 20H149V21H150ZM152 20H151L152 27H153L154 25H155V27H158V28H155V27H154V29L151 27L154 31H153V30H150L151 28L147 27V26H151V25H149V23H146V25H147V26H146L145 23H141V24L139 23V24H138V21H137V20H136V21H137L136 24H135L134 22L132 23L131 21H129V22H131V23H130L131 25L133 24V25H132L133 27H135L137 24L139 25V28H138V25L136 26L137 28L135 27V28L138 30V31L136 30L137 32H135V33H138V34H135V37H136L137 39L139 38L140 40H143V38H144L145 36H147V37H148L147 40H150V41H148V42H152L151 40H153V41L155 40V42H153V43L156 44L157 41H158L159 39L162 40V38L165 37L164 34L167 32L166 30H168V29H165V28H163V27H164V26H166V27L168 26V27H169L170 25H168V23L171 24L172 22H171V23H170V22H165V23H167V25H162V26L160 27V26H159L160 24H156L154 21L152 22ZM162 20H161V22H162ZM173 20H174V18H173ZM66 21H67V19H66ZM70 21H69V22H70ZM98 21H99V20H98ZM112 21H113V20H112ZM112 21H111V22H112ZM114 21H115V20H114ZM116 21H117V20H116ZM119 21H118L117 23H118L119 27H121V29L124 30V32L127 31V30H129V29H125V28H126V24H125V28L123 27V24H124V23H127V22H123V21H122V23H121L122 26H121L120 23H119ZM136 21H135V22H136ZM149 21H147V22H149ZM157 21H159V22H157ZM165 21H167V20H165ZM168 21H169V20H168ZM194 21H192V22L190 21V22L193 23V24L190 23L189 26L186 28L187 30L189 29L188 31H187L186 29L183 30L185 34H186L185 31L189 32L188 35H190V36H188L187 34H186V36H185V34L182 33V34L186 37V39H187V37H188V42H189V43L192 41L191 34H192V36H193V32H194V36H196L195 34H197V32H196L197 30L194 31V30H195L194 28H196V27L198 28L199 25H200V26H203V25H204V24H203V25H202V24H198V22H196V23H197V24H196L197 26H195V25H194ZM202 21L204 22L205 20H202ZM209 21H208V22H209ZM211 21H210V22H211ZM223 21H224V20H222L221 22H223ZM225 21H226V20H225ZM91 22H92V21H91ZM94 22H95V21H94ZM103 22H104V21H103ZM129 22H128V23H129ZM175 22H176V24H177V23H179L180 21L177 22V20H176ZM181 22H180L177 26H176L175 23H173V24H175L176 27L174 28V26H173V24H172V26H170V28H171L172 30H173V28H174V30H175L176 28H179V26L182 25ZM199 22H200V21H199ZM208 22H207V25H206V24L204 25V28H205V26H209V24L213 25L214 23H216V22H214V21H212V22H214L213 24H212V22H211V23H210V22L208 23ZM226 22H227V21H226ZM226 22H225V23H226ZM72 23H73V22H72ZM78 23H79V22H78ZM78 23H77L76 25H80V24H81V26H82L83 23L85 24V22L80 23V24H78ZM92 23H93V22H92ZM97 23H98V22H97ZM97 23H96V24H97ZM128 23H127V24H128ZM153 23H154V24H153ZM200 23H202V22H200ZM219 23H220V22H219ZM219 23H218V24H219ZM223 23H224V22H223ZM223 23H222V24H223ZM99 24L103 25V23H101V22H100ZM104 24H105V23H104ZM115 24H116V23H115ZM134 24H135V25H134ZM162 24H164V23H162ZM220 24H221V23H220ZM222 24H221V25H222ZM228 24H229V22H228ZM233 24H232V26H233ZM263 24H264V23H263ZM85 25H86V24H85ZM87 25H88V24H87ZM89 25H91V24H89ZM106 25H107V23H106ZM106 25H105V26H106ZM108 25H109V23H108ZM116 25H117V24H116ZM142 25H143V26H142ZM211 25H210V27H211ZM215 25H217V24H214V26H215ZM221 25H217V27H215V32H214V34H216V33L220 34V32H221L222 34H224L225 31H226L225 34L228 33V32H227V31H228V28L226 27L227 25L224 26V27H223V25H222V27L225 28V31H224V32H223V31H220V32H217V31H216V30H219V29H220V30H223V28H222V29H221V28L218 29V27L221 26ZM230 25H231V24H230ZM81 26H80V27H81ZM110 26H111V25H110ZM110 26H109V28H110ZM113 26H114V25H113ZM127 26H128V28L130 27V25H127ZM184 26H182V27L180 26L179 30H181V28H182V29L185 28ZM191 26H193V27H192V30H193V31L191 30V28H189V27H191ZM214 26H213L212 28H214ZM232 26H231V27H232ZM84 27H85L87 30H86ZM92 27H94V26H92ZM95 27H96V25H95ZM101 27H102V26H101ZM111 27H112V26H111ZM122 27H123V28H122ZM159 27H160V28H159ZM172 27H173V28H172ZM210 27H209V28H210ZM231 27H229V30H230ZM83 28H84V29H83ZM83 28L81 27V32L84 31V30L86 31V33H88V31H91V28H90V27L83 26ZM88 28H89V30H88ZM103 28H104V26H103ZM112 28H113V27H112ZM114 28H115V26H114ZM197 28H196V29H197ZM206 28H207V27H206ZM206 28H205L204 30L208 31L209 29L207 30ZM212 28H211V29H212ZM226 28H227V30H226ZM232 28H233V27H232ZM82 29H83V30H82ZM93 29H95V28H93ZM105 29H107V28H105ZM110 29H111V28H110ZM116 29H118V26L116 27ZM130 29H133V28L130 27ZM156 29H157V31H156ZM160 29H161V30H160ZM162 29H164L165 31L162 30ZM171 29L168 30V31H170V35H171ZM201 29L203 30L202 27L199 28V30H201ZM211 29H210V30H211ZM95 30L98 31V33H99V29H98V30L95 29ZM101 30H102V28H101ZM133 30H134V29H133ZM145 30H146V31H145ZM174 30H173V31H174ZM176 30H177V29H176ZM190 30L192 31V33H190ZM212 30L214 31V29H212ZM234 30H235V29H234ZM234 30L232 29V30H230V31L234 33ZM96 31H94V32H96ZM103 31H105V30H103ZM113 31H114V29H113ZM116 31L119 33V35H120V32L123 33V31H120V32H119V29L116 30ZM131 31H132V30H131ZM148 31H149V32H148ZM155 31H156V32H155ZM158 31H159V32L161 31V35H159ZM162 31H164L165 33L162 32ZM230 31H229V33H230V34H233V33H231ZM263 31H264V27H263ZM2 32H3V31H2ZM100 32H101V31H100ZM109 32H110V31H109ZM117 32H115V33H117ZM133 32H134V31H133ZM142 32H143V33H142ZM177 32H178V30H177ZM200 32H201L200 35H202V36H203V33H204V36H203V37H206V36L208 37V36H209V33H207V32H204V31H203V33H202V31H200ZM208 32H209V31H208ZM71 33H72V32H71ZM92 33H93V30H92ZM127 33L130 35V31H129V32L127 31ZM155 33H156V34H155ZM157 33H158V34H157ZM174 33H176V32L174 31ZM180 33H181V31H179V37H180L181 39H182V38L185 39V37H183V35L180 34ZM205 33H206V35H205ZM211 33H212V32H211ZM262 33H263V36H264V32H262ZM83 34H84V33H82V35H83ZM99 34H100V33H99ZM99 34H98V35H99ZM125 34H126V33H125ZM128 34H126V36H127ZM131 34H133V33H131ZM214 34L212 33V35H214ZM225 34H224V35H221V34H220V36H222V38H223V39H222V42H223L224 39H227V38H228V40L230 41V39L232 38L231 36H233V35H230V37H226V36H228V34H227L226 36H225ZM87 35H88V34H87ZM106 35H108V34H106ZM121 35H122V36H119V39H120V37H123V34H121ZM133 35H134V34H133ZM158 35H159V36H158ZM173 35H174V37H176V38H177V36H178L177 34H176L177 36H176L175 34H172L171 36H173ZM181 35H182V36H181ZM197 35H199V33H198ZM200 35H199V37H198V40L201 39V38H200ZM210 35H211V34H210ZM212 35H211V36H212ZM261 35H262V34H261ZM88 36H89V35H88ZM103 36H105V35H103ZM112 36H113V35H112ZM114 36H115V35H114ZM126 36H124V37L126 38ZM142 36H143V37H142ZM154 36H155V37H154ZM157 36H158V37H157ZM167 36H169V34L166 33V37H167ZM171 36L167 37L168 39H167V38H166V39L163 38V41H164L165 43H167L165 40H167V41H168V40H169V41H172V40H173V41H172V42L174 43V44H173V47L171 46V45H172V42H169V41H168V43H167V45H169V44L171 43L169 46H167V45L164 44V43L162 44L163 41L161 42V44L164 45V46H162V47H164L166 50L168 49V47H172L173 49H171V50H172V52L176 53V55L173 54V56H174V55L176 56V57L174 56L176 59L174 58V60H173V59L170 58L171 61H169L170 59H169V60L166 59L164 62H161L160 64H164V63L166 64V63H167V60H168V62H170V63L172 62V63L170 64V66H169V65H166V67H165L166 69H165V70H159V71L156 69V65H155V63H158V62H156V59L159 58L158 56H160V57L163 56L162 59H165L164 57L166 56V54H165V55L162 54V56L159 55V54L156 55L158 58H155L156 56H155L154 58H151V57L149 56L150 58H147V62H146L145 57H143V58L145 59V61L143 60V64H144V65H143V64H141L142 61L140 62L141 58H139V56H140V55H139V52H138L139 50H138L136 47H133V46L136 45V44H137V46L139 47L141 44H143V43H141L142 41L139 42V40L134 39V38H135L134 36H130L129 38L131 39V42H133V40H135L136 42H135V41H134V42H135L136 44L133 42L134 45L130 47V46H128V45H129L128 43H126V45L124 46L125 43H121V42H119V43L122 44L123 47L125 48V50H122V49H121L122 46H120L119 49H118L119 46L117 47V44H118V38H117V40H116V38H114V41H116V43H117V44H115V46L117 47V50H118V51H117V50L115 51L116 53H115V56H114V57H117L116 60H117V59L120 60L121 54H119V53H121L120 51L122 50V51H123V55L125 54V55L123 56V60H125V62H126V60H127V65H125L126 63H124V61H121V60H120L121 63H122V62L124 63V64H121L120 62H118L119 60H118V61L113 60V61H114L115 63H117V64H116V65L114 64L113 72H112V67L110 68L111 70H109V71L112 72V73H111L112 75H113L115 72H118L117 74H119V72H121V71H120L121 69H118V66H117V65H120V66L122 65L123 67H124V65H125V68H126L127 70H129V71H127V70H125V68H123V69H124V70L122 69L123 72H121V74L118 75V76H121V78H123V79H125L124 76L126 75V77H127L126 79H127V80H124V81L126 82L125 85H126V87L128 88V89H127L128 92L125 91V90H126V89H125V88H126L125 85L123 84V85H124V86H123V85L121 84L122 82H124L123 79H122V82H121V81H120L121 79H120V78H117L116 73L114 74V77H116V78H115L116 81L119 80V82H118L119 84H118V83H117V84H118L119 86H120V84H121L120 87H121V88H122V87L124 88V90H123V88H122V89L118 88V89H120V92L123 91V92L126 93V94H125V93H122V92H121L120 94H125V95L128 96V97H130V95L133 94V95H131V97L133 96L132 98H128L129 100H130V99H133V98L135 99L134 93L136 94L137 92H139V93H137V94H138V97H140V98H138L137 96H136V98L139 99V100L142 99L141 101H144V104H143V102H142V104L145 105V106H142V107L140 108V105H142V104H140V101H138L137 99H135V101H134V100H131V102L136 103L135 106H132V105H134V104L131 103V102L128 100L129 103H131V105H129V106H130V107L132 106V107H131L130 109H129L128 106H126V107H128V109H129L130 111H131V109L133 108L134 110H132V111H134V113H135V111H136V109H137L138 112H137V111H136V112L139 113V115H141V117H144V118H145L146 116H147L146 118L150 117V115L148 116V114H151V115H152V121H150V120H151V119H150L151 117H150L149 120H148L149 122L147 121L148 124L146 123L147 126H146L144 123H143L144 125H142L141 122H140L141 119H138V122H140L139 125H142V127H143V128L141 127V129H144V127H146L145 129H146V130H149V129H147V127L149 128V126H150L151 130H153L152 127L154 126V128H155L156 130L154 129V130H155V131L153 130L154 132L150 130V133L152 132V134H153V133L155 134V133H157V131H158L159 136H158V135L154 136L155 138L153 137L152 140H153V139L156 140V137H157V136H158V138L161 137V135H162V137H163L164 135L161 134L163 131L166 132L167 134L172 133L171 131L174 130L175 126H176V128H177V126H178L177 129L180 128L179 130L182 131V128H184V126L186 125L185 128H184V131H186V129H187L188 127H189V128L191 127V128L194 130V132H195V128H193L195 124H197V125L199 126V125H200V122H201V123H202L201 125H203V119H204V118L201 119L200 117H204L203 114H204L205 112H207V111H208V112L211 111L210 109H211L212 105H211V107H209L210 104L213 103L214 99H216V100L219 101V99H221V97H222L221 94L227 90V88H226L227 86L222 87V84H223V82H221V81H223V80H221L222 78L219 80V77H218V79H217V78L215 77L216 74H214V75H215V76H214V75L212 74L213 71H212V72H209V71H210L213 67H215L214 70L216 69V72H217V70H218V66H220V65L223 66L222 63L225 64L226 61H225L224 59H226V60L228 59L227 62H229V61H232V62H233V61L235 60V61H234V64L236 65V64H237V61H238V60H237V59H238V58H237V57H238L237 54H238L239 56L241 55V54L237 53L235 50L231 49V47H230V48L228 47L229 49H231L230 51L235 52V54H233L232 52H230V53H232L234 56H236L235 59H234V58H233L234 56L232 57L231 54H229V52H228L229 50L225 47V48H226L225 50H226L227 52H226L225 50L221 51V52H223V55L225 56V57H224V56H222L221 52H219L220 50H216V49H214V48H215V47H214L215 44L213 45V43H211V42H212L211 38H209L210 40H209L208 38H205L206 40H199V43L201 42V43L199 44V43H198V40L196 39L197 37H196V38H193L194 40L192 41V42H195V39H196V41H197V45H195L194 43H192V44L195 45V47L197 46L196 49H195L194 45H191V46H190L191 43H190V44H189V43L186 44L185 42H187V40L184 41V39H182V40L184 41V44L188 45L189 48H188V47L185 48L184 45H183V47H184L185 49L182 50V46L179 45L181 48L178 47V48H180L178 51H177L176 49H175V51H173V50H174V47L177 46V43H175L174 40H176V39H173V37H172V40H170V39H171V38H170ZM194 36H193V37H194ZM224 36H225V38H224ZM263 36H261L258 40H262L261 38H263ZM85 37H86V36H85ZM85 37H84V38H85ZM89 37H90V36H89ZM99 37H101V35H100ZM110 37H111V35H110ZM116 37H117V34H116ZM132 37H133V39H132ZM147 37H145V39H146ZM149 37H152L153 39H150ZM189 37H190V38H189ZM203 37H202V38H203ZM91 38H94V37H92V35H91ZM96 38H97V36H96ZM107 38H109V36H107L106 39H107ZM111 38H113V37H111ZM141 38H142V39H141ZM154 38H155V39H154ZM180 38H177V39H178V40H181ZM86 39H87V38H86ZM88 39H89V38H88ZM98 39H99V38H98ZM101 39H102V38H101ZM78 40H79V35H78ZM80 40H83V39L81 38V36H80ZM93 40H94V39H93ZM147 40H146V41H147ZM156 40H157V41H156ZM189 40H190V41H189ZM8 41H9V40H8ZM89 41L92 43V39L89 40ZM95 41H96V40H95ZM95 41H94V42H95ZM120 41H121V39H120ZM128 41H129V40H128ZM143 41H144V40H143ZM176 41H177V40H176ZM202 41H203V42L205 41V42H204L205 44H206L207 41H208V42L211 41V42H210V43L207 42V45H205L204 43H202ZM224 41H226V40H224ZM229 41H226V42L229 44V46H232V45H230L231 43H230ZM9 42H12V41L10 40ZM79 42H80V41H79ZM79 42H78V44H79ZM81 42H84V41H81ZM81 42H80V43H81ZM99 42H100V41H99ZM101 42H103V40H102ZM111 42H113V40H112ZM126 42H127V41H126ZM131 42L129 41V43H131ZM137 42H138V43H137ZM177 42L179 43V41H177ZM260 42H261V43L263 42V43H262L263 46H262V44H261ZM260 42H258L257 45L260 43L259 45H261V46L258 45V47H259V49L261 48V50H262V48L264 47V40H263V41H260ZM85 43H87V42H85ZM85 43H84V44H85ZM88 43H89V42H88ZM88 43H87V45H88ZM103 43H104V42H103ZM140 43H141V44H140ZM153 43H151V44H152V49H154V47H153L154 44H153ZM180 43L182 44V41H180ZM195 43H196V42H195ZM223 43H224V42H223ZM227 43H226V44H227ZM81 44H82V43H81ZM138 44H140V45H138ZM144 44H147V43L145 42ZM148 44H149V43H148ZM148 44H147V46H148ZM151 44H149L150 47H149L148 49H149V52L152 53V51H154V50L150 51ZM158 44H160V43L158 42L157 45H158ZM175 44H176V45H175ZM211 44H212V45H211ZM220 44H221V42H220ZM224 44H225V43H224ZM226 44H225V45H226ZM228 44H227V45H228ZM91 45H92V44H91ZM95 45H96V42H95ZM130 45H132V44H130ZM165 45L167 46V48H166ZM199 45H201L200 47H202L204 50L201 49V48H198ZM202 45L207 46L206 48H207V49L209 48L211 51H210L209 49H208V50H209V51H208V50L205 49V47L202 46ZM209 45L212 46V47H214V48H213L214 51H213V49H211L212 47H208ZM218 45H219V44H218ZM221 45H223V44H221ZM221 45H220V47H221ZM227 45H226V46H227ZM97 46H98V45H97ZM103 46H104V44H103ZM108 46H109V45H108ZM127 46H128V47H127ZM147 46H146V47H147ZM192 46H193V49H194V50H191V49H192ZM223 46H224V45H223ZM223 46H222L221 48H223ZM98 47H99V46H98ZM104 47H105V46H104ZM104 47H103V48H104ZM126 47H127V49L130 48V52H131V54H130V52H128L129 50H127ZM143 47H144V49H143ZM143 47L140 46V49L142 48V49L145 51V46H143ZM159 47H160V48H159ZM162 47H161V45H159V46H158V48H159L158 50L163 49L162 52H166V51H164V48H162ZM190 47H191V48H190ZM233 47H234V46H232V48H233ZM27 48H28V47H27ZM31 48H32V47H31ZM82 48H83V47H82ZM92 48H93V46H92ZM103 48H102V52H104V51L106 50L105 48H104L105 50H103ZM106 48H108V47L106 46ZM109 48H114V47H109ZM109 48H108V49H109ZM131 48H132V49L134 48V51H133V50L131 51ZM197 48H198V50H200V51H198ZM216 48H217V47H216ZM28 49H29V48H28ZM84 49H85V48H84ZM87 49H88V48H87ZM93 49H94V48H93ZM97 49H98V48H97ZM135 49H137V52H138V53L135 52V51H136ZM142 49H141V51H142ZM155 49H157V46L155 47ZM188 49H189V50H188ZM223 49H224V48H223ZM25 50H26V49H25ZM25 50H24V52L26 53L27 51H25ZM30 50H31V49H30ZM32 50L35 51L34 48H33ZM89 50H90V49H89ZM119 50H120V51H119ZM187 50H188L189 52H188ZM201 50H202V51H201ZM215 50H216V51H215ZM257 50H258V49H257ZM263 50H264V49H263ZM263 50H262V51H263ZM94 51H95V50H94ZM107 51H108V50H107ZM107 51H106V52H107ZM113 51H114V50H113ZM125 51H126V53H125ZM167 51H170V48H169V50H167ZM184 51H185V53H184ZM203 51H205V52H203ZM217 51L219 52V56H222V63H221V64H219L220 62H215V60H217V61H218V60H219V61L221 60L220 57H219L220 59H216V58H218V57H217V56H218V52H217ZM258 51H260V50H258ZM22 52H23V51H22ZM24 52H23V53H24ZM31 52H32V51L29 52L31 55H32V54H33V55L36 54V53H34V52H33V53H31ZM35 52H36V51H35ZM86 52H87V51H86ZM90 52H91V55H92V52H93V51L90 50ZM95 52H96V51H95ZM95 52H94V53H95ZM99 52H100V51H99ZM134 52H135V53H134ZM149 52H147V53H149ZM155 52H156V51H155ZM157 52H158V51H157ZM157 52H156V54H157ZM170 52H171V51H170ZM172 52H171V53H172ZM180 52H181V53L183 52L182 55H181ZM201 52H203V53H201ZM207 52H209V55H207L208 57L206 56V53H207ZM210 52H211V53H210ZM260 52H261V51H260ZM23 53H22V54H23ZM27 53H28V52H27ZM94 53H93V54H94ZM107 53H109V54L112 53V54L109 56V57H111V56H113V53H114V52H111V53H110V51H109V52H107ZM107 53H106V54H107ZM117 53H118L120 56H118ZM147 53H146V54H147ZM153 53H154V52H153ZM153 53H152V54H153ZM166 53H167V52H166ZM171 53H170V54H171ZM178 53H179L180 55H178ZM225 53H228V54H229V55H228L229 57L226 58V55H227V54H225ZM257 53H258V52L256 51L255 55H256ZM263 53H264V51H263L262 54H261L262 57H263V55H264ZM87 54H89V53L87 52ZM96 54H97V53H96ZM96 54H94V55L96 56ZM109 54H108V55H109ZM135 54H136V55H135ZM137 54H138L139 56H138ZM146 54H144V55L146 56ZM152 54H151V56H152ZM160 54H161V53H160ZM170 54H169V52H168V55H169V56H170ZM207 54H208V53H207ZM215 54H216V55H215ZM220 54H221V55H220ZM258 54H259V53H258ZM23 55H24V54H23ZM23 55H22V56H23ZM27 55H29V54H26L24 57H26ZM50 55H51V54H50ZM91 55H90V56H91ZM99 55H100V54H99ZM99 55L97 54V56H99ZM102 55H103V54H102ZM142 55H143V53H142ZM149 55H150V54H149ZM154 55H155V53H154ZM177 55H178V56H177ZM202 55H204V56L202 57ZM211 55L216 56V57H214L215 59H214L213 56H211ZM255 55H254V56H255ZM261 55H260L259 58H261ZM45 56H49V54H45L44 57H45ZM51 56H53V55H51ZM51 56L49 57L50 59L52 58ZM88 56H89V55H88ZM90 56H89V57H90ZM105 56H106V55H105ZM132 56H133L134 58H133ZM169 56H167V57H169ZM173 56H172V54H171V57H173ZM179 56H180V59H179ZM196 56H197V57H196ZM209 56H210V57H209ZM230 56H231V57H230ZM257 56H258V55H257ZM29 57H31V56L29 55ZM29 57H28V58H29ZM44 57H43V59H45V61L48 62V65H50V64L52 63V61H53L54 63H56V60L54 61V59H51V60H50L51 62H50V61H49V58L46 59V58H44ZM89 57H88V58H89ZM99 57H100V56H99ZM99 57H98V58H99ZM106 57H107V56H106ZM118 57H119V58H118ZM127 57H128V58H127ZM136 57H137L138 59H137ZM140 57H141V56H140ZM167 57H166V58H167ZM204 57H205V58H208V62L210 61V63H211L210 68L212 67L211 69L208 68L209 63L207 62V59H205ZM90 58H91V57H90ZM92 58H93V57H92ZM95 58H96V57H95ZM95 58H94V59H95ZM98 58H96V59H98ZM100 58H101V57H100ZM112 58H113V57H111V59H112ZM121 58H122V57H121ZM124 58H125V59H124ZM143 58H142V59H143ZM182 58H183V59H182ZM184 58H185V59H184ZM212 58H213V60H214L213 62H214L215 64L218 63V65L216 64L215 66H212V65L214 64V63H212V61H211ZM223 58H224V59H223ZM229 58H230V59H229ZM232 58H233V59H232ZM255 58H257V61H258L259 58L256 57V56H255ZM43 59H41V61H43L44 63H43V62H41V63H43L42 65H43V67H45V66H44L45 61H44ZM103 59H104V58H103ZM106 59H107V58H106ZM149 59H150V60H149ZM153 59H155V61H154ZM162 59H161V61H162ZM209 59H211V60H209ZM262 59H264V57H263ZM101 60H102V59H101ZM101 60H100V61H101ZM134 60H135L136 62H135ZM148 60H149L150 62H148ZM159 60H160V59H159ZM159 60H158V61H159ZM183 60H184V61H183ZM185 60H187L189 63H188L187 61H185ZM202 60H203V61H202ZM223 60H224L225 62H224ZM236 60H237V61H236ZM260 60H261V59H260ZM97 61H98V60H97ZM108 61H109V60H108ZM153 61H154V62H153ZM173 61H175V62H173ZM205 61H206V63H205ZM49 62H50V64H49ZM91 62H92V61H91ZM91 62H90V63H91ZM145 62H146V64H145ZM151 62H152V63H151ZM227 62H226V65H228ZM232 62H229V63L231 64ZM238 62H239V61H238ZM258 62H259V61H258ZM54 63H52L51 65H53ZM97 63H98V62H97ZM97 63L94 62L95 65H96ZM106 63H107V60H106ZM109 63H110V62H109ZM111 63H112V62H111ZM118 63H119V64H118ZM129 63H130V64H129ZM148 63H149V64L151 63V64L148 65ZM153 63H154V64H153ZM174 63H175V64H174ZM181 63H182V64H181ZM185 63H186V64H185ZM190 63H191L192 65H191ZM254 63H255V60H254ZM107 64H108V63H107ZM140 64H141V66H139ZM165 64H164V65H165ZM184 64H185V67H184ZM234 64H233V68H234V69H239V68H237L236 66H239L240 63H238L236 66H234ZM259 64H260V63H259ZM29 65H32V64L30 63ZM45 65H47V64H45ZM55 65H57V63L53 65V68L57 67V66H55ZM100 65H101V64H100ZM105 65H106V64H105ZM108 65H109V64H108ZM146 65H147L148 67H147ZM171 65L173 66V68H172ZM182 65H183V66H182ZM226 65H225V66H226ZM254 65H258V64H254ZM54 66H55V67H54ZM120 66H119V68H122V66H121V67H120ZM151 66H152V67H151ZM157 66L159 67L158 64H157ZM176 66H177L178 68H177ZM221 66H220V67H221ZM31 67L34 69V65L31 66ZM31 67H29V68H31ZM46 67H47V66H46ZM46 67H45V68H46ZM94 67H95V66H94ZM103 67H104V64H103ZM115 67H116V68H115ZM138 67H139V68H138ZM158 67H157V68H158ZM235 67H236V68H235ZM256 67H257V66H256ZM258 67H260V66H258ZM261 67H262V61H261ZM261 67H260L261 70H259V72L261 73L260 75H262V73H263V72H262V71H263L262 68L264 67V64H263V67H262V68H261ZM47 68H48V67H47ZM106 68H107V66H106ZM142 68H143V71H145V73H146V74H144V72H143V73L141 72V73H140L141 75H142V74L145 75V76H142V77H145L146 79H148V81H150L152 84L156 83V82H157L156 80H158V82H160V83L157 82V83H156L157 85L153 86L154 89H153V88L150 89V86H151V83H150V82H149L150 84H147V83H141V82H140L141 80H140L139 83H141V84H139V85H135V87L133 86V87H134V88H133V89H134V92H132V91H133L132 87H130V86H128V85H130V84L133 85V84H132L131 82H129V81H132V80H133V78H134V76H135L134 74L136 73V71H139V70H137V69H140V70H141ZM149 68H150V69H149ZM183 68H184V69H183ZM194 68H195V69H194ZM198 68H199V69H198ZM226 68H231V69H233L231 65H230V67H226ZM107 69H108V68H107ZM117 69H118L119 71H118ZM144 69H145V70H144ZM159 69H161V68H159ZM204 69H205L206 71H205ZM220 69H221V68H220ZM220 69H219L218 72H221V73H219V74H220V77H221L222 70H224V68H222V70H220ZM256 69H257V68H255V70H256ZM103 70H104V69H103ZM130 70H131V71H130ZM150 70H153L154 72H153V71L151 72ZM155 70H157L158 72H161V73L159 74V73L156 72ZM175 70H176V71H175ZM179 70H180V72H178V75H177V71H179ZM184 70H185L186 72H184ZM255 70H254V73H255ZM257 70H258V69H257ZM30 71H32V70L30 69ZM114 71H115V72H114ZM124 71L127 72V73H125V75L123 76L122 74L124 73ZM132 71H133V73H130V72H132ZM146 71H147V72H146ZM225 71H226V70H225ZM231 71H232V70H231ZM251 71H253V67H252V70H251ZM104 72H105V71H104ZM139 72H140V71H139ZM139 72H137L138 75H139ZM150 72H151V73H150ZM173 72H174V73H173ZM182 72H183V73H182ZM105 73H106L107 77H108V74H109V77H110V72L108 73V70H107V72H105ZM155 73H157L158 75L156 74L157 76H156V75L152 76V75L155 74ZM164 73H165V74H164ZM175 73H176V74H175ZM179 73H180L181 75L183 74V75H182V78H184V79L181 78V76H180ZM196 73H197V74H196ZM232 73H233V72H232ZM238 73H239V72H238ZM250 73L253 74V72H250ZM257 73H258V71H257ZM127 74H129V76H128ZM131 74H132V76H131ZM148 74H149L150 76H152L151 79H153V81L149 78V75H148ZM166 74H167V75H166ZM172 74H174V75H172ZM223 74H224V73H223ZM223 74H222V76H223ZM255 74H256V73H255ZM255 74H253V75H255ZM106 75H105V77H106ZM141 75H140V77H141ZM162 75H163V76H162ZM176 75H177V76H176ZM184 75H185V76H184ZM190 75H191V77H190ZM209 75H210V76H209ZM211 75H212V76H211ZM217 75H218V73H217ZM225 75H227V77L229 76L228 74H225ZM235 75H236V72H235ZM237 75H238V74H237ZM242 75H243L242 77H241V75L238 76V77H241V79H242V78L244 77V74H242ZM257 75H258V74H257ZM146 76H147L148 78H147ZM158 76H159V77H158ZM161 76H162V77H161ZM187 76H188V77H187ZM202 76H203V77H202ZM208 76H209V77H208ZM213 76H214V77H213ZM218 76H219V75H218ZM107 77H106V78H107ZM109 77H108V78H109ZM111 77H113V76H111ZM111 77H110V78H111ZM128 77H129V79H128ZM137 77H138V76H137ZM140 77H139V78H140ZM153 77H155V79H154ZM156 77H157V78H156ZM160 77H161V78H160ZM170 77H172V78H170ZM179 77H180V78H179ZM197 77H198V78H197ZM207 77H208V78H207ZM238 77H236V78H238ZM245 77H246V76H245ZM262 77H263V76H262ZM262 77H261V79H262ZM106 78H105V80H106ZM130 78H132V80H131ZM174 78H175V80H173ZM192 78H194V80H192ZM213 78H214L215 80H214ZM234 78H235V76H234ZM259 78H260V76H259ZM112 79H113V78H112ZM142 79H143V81H145L144 78H142ZM169 79L173 80L172 82H173V83L175 82V83L173 84ZM185 79H186V80H185ZM189 79H190V80H189ZM212 79H213V80H212ZM223 79H224V78H223ZM226 79H227V78L225 77V80H226ZM229 79H230V78H229ZM241 79L239 78V81H240V82H242V80H243V79H242V80H241ZM247 79H248V78H247ZM251 79H252V80H251ZM251 79L249 78L248 80L253 81L252 76H251ZM256 79H257V77L255 78V80H256ZM261 79H260V80H261ZM263 79H264V78H263ZM107 80H108V79H107ZM134 80H135V79H134ZM138 80H139V79H138ZM154 80H155V82H154ZM160 80H161V81H160ZM176 80H177V81H176ZM178 80H180L179 83H181V84H178V83H177ZM231 80H232V82H233V79H231ZM108 81L110 82V79H109ZM113 81H114V80H113ZM116 81H115V82H116ZM148 81H147V82H148ZM186 81H187V82H186ZM215 81H216V83H214ZM229 81H230V80H229ZM245 81H246V80H245ZM256 81L259 83L258 79H257ZM263 81H264V80H263ZM115 82H112V83L116 84ZM120 82H121V83H120ZM136 82H137V79L135 80V83H136ZM145 82H146V81H145ZM169 82H170V83H169ZM184 82H185V83H184ZM196 82H197V83H196ZM227 82H228V81H227ZM234 82H236V81H234ZM164 83H165V84H164ZM168 83H169V84H168ZM195 83H196V84H195ZM221 83H222V84H221ZM242 83H243V85H242V84H241V85L244 87L245 82H242ZM253 83H254V82H253ZM261 83H262V82H261ZM263 83H264V82H263ZM114 84H111V83H110V86L112 87ZM117 84H116V85H117ZM136 84H138V82H137ZM167 84H168V85H167ZM185 84H186L187 87H185ZM191 84H192V85H191ZM217 84H218V85H217ZM229 84H230V83H228L227 85H229ZM233 84L235 85L236 83H233ZM237 84H238V82H237ZM251 84H252V83H251ZM147 85L149 86V88H147V87H148ZM162 85H163V87H161ZM172 85H173V86H172ZM188 85H189V86H188ZM225 85H226V84H225ZM249 85H250V83H249ZM253 85H254V84H253ZM259 85H260V84H259ZM259 85H258V86H259ZM137 86H138V88H137ZM140 86H141V87H140ZM143 86H144V87H143ZM170 86H171V87H170ZM193 86H194V87H193ZM223 86H224V85H223ZM231 86H232V84H231ZM246 86L249 87L248 84H247ZM258 86H256V87H258ZM260 86H261V85H260ZM113 87H114V86H113ZM113 87H112V89H113ZM115 87H116V86H115ZM151 87H152V86H151ZM158 87H159V88H158ZM166 87H168V90H167ZM169 87H170V88H169ZM233 87L236 88V87H238V85H237V86H233ZM233 87H232V89H234ZM252 87H253V86H252ZM252 87L250 86L251 89H252ZM116 88H117V87H116ZM116 88H115V90L113 89L115 93H116V91H119V90H117ZM139 88H140V89H139ZM165 88H166V89H165ZM186 88H187V90H188V94H187V92H186V90H185ZM191 88H192V89H191ZM222 88H226V90H223ZM238 88H239V87H238ZM250 88H249V89H250ZM138 89H139V90H138ZM141 89H142V91H140ZM232 89H231V91H232ZM246 89H248V88H246ZM251 89H250V90H251ZM259 89L262 90L260 87H259ZM130 90H131V92L129 93ZM136 90H137V91H136ZM148 90H149V91H148ZM155 90H156V91H155ZM170 90H171V92H170ZM217 90H218V91H217ZM219 90H220V91H219ZM234 90H235V89H234ZM257 90H258V89L256 88L255 91H257ZM263 90H264V89H263ZM135 91H136V92H135ZM151 91H152V92H151ZM166 91H168V92L165 93ZM181 91H182V92H181ZM192 91H193V92H192ZM227 91H228V90H227ZM251 91H252V90H251ZM112 92H113V91H112ZM112 92H111V96H114L115 93H112ZM142 92H144V94H143ZM178 92H179V93H178ZM190 92H191V93H190ZM218 92H219V93H218ZM235 92H236V90H235ZM237 92H239V89H237ZM252 92H253V91H252ZM258 92H259V91H258ZM262 92H263V91H262ZM262 92L260 91L261 94H262ZM98 93H99V92H98ZM128 93H129V94H128ZM149 93H150L151 95H150ZM155 93H156V94H155ZM173 93H174V95H173ZM185 93H186V94H185ZM226 93H227V92L224 93V94H225V95H223L224 97L226 96ZM233 93H234V92H233ZM250 93H251V92H250ZM250 93H248V94H250ZM260 93H259V94H260ZM81 94H82V92H81ZM141 94H142V97L144 96L143 98H145V100L140 96ZM162 94H163V95H162ZM167 94H170V95H167ZM175 94L177 95V97H176ZM228 94H230V92H229ZM228 94H227V95H228ZM248 94H247V95H248ZM253 94L256 95V94H258V93H256V94L253 93ZM253 94H252V95H253ZM261 94H260V97H259L260 99H261V97H264L263 95L261 96ZM116 95H117V97H114L113 100H114V99H117V101H119V99L122 98V100H123L122 102H123V103H125V102L127 101V100H125V96H124V95H123V96H122V95H119V93L116 94ZM116 95H115V96H116ZM118 95L121 96V98H119ZM159 95H160V96H159ZM171 95H172V96H171ZM180 95H181V96H180ZM182 95H183V96H182ZM185 95H186V96H185ZM209 95H210V96H209ZM211 95H212V96H211ZM231 95H234V94H231ZM250 95H251V94H250ZM81 96H84V95L82 94ZM199 96H200V97H199ZM204 96H205V97H204ZM229 96H230V95H229ZM257 96H258V95H256V97H255V99H254V102H255V100L257 101V99H259V98H257ZM123 97H124V99H123ZM150 97H151V98H150ZM160 97H161V98H160ZM168 97H169V98H168ZM172 97H173V98H172ZM174 97H176V99H175ZM187 97H188V98H187ZM192 97H194V99H193ZM212 97H214V98H212ZM218 97H220V98L218 99ZM227 97H228V96H227ZM227 97H226V98H227ZM83 98H84V97H83ZM86 98H87V97H86ZM118 98H119V99H118ZM162 98H163V99H162ZM167 98H168V99H167ZM179 98H180V99H179ZM185 98H186V100H185ZM247 98H250V97L247 96ZM81 99H82V97H81ZM108 99H109V97H108ZM111 99H112V98H111ZM160 99H161V100H160ZM178 99H179V100H178ZM189 99H190V100H189ZM195 99H196V100H195ZM229 99H230V98H229ZM250 99H251V98H250ZM263 99H264V98H263ZM106 100H107V99H106ZM106 100H105V101H106ZM113 100H111L112 102H110V100H108V101L110 102V103H109V102H108V103H109V104L112 103V104H114V105H115L116 103H119V104L121 105V101L116 102V101L114 100V101L116 102V103H115ZM157 100H158V101H157ZM168 100H169V101H168ZM174 100H176V101H174ZM182 100H183V101H182ZM187 100L189 101V103L187 102ZM191 100H193L194 103H195V102H196V103L199 102V104H198L199 106H193L194 103H193V101L191 102ZM227 100H228V99H227ZM233 100H234V99H233ZM233 100H231V102H233ZM124 101H125V102H124ZM165 101H166V102H165ZM184 101H185V102H184ZM223 101H224V100H223ZM223 101H221V102L223 103ZM235 101L238 102L239 100H238V101L235 100ZM235 101H234V103H236ZM244 101L247 102L248 100H244ZM251 101H252V100H250L249 103H250ZM190 102H191V103H190ZM214 102H215V101H214ZM221 102H219V103L221 104ZM226 102L229 103V101H225V103H226ZM252 102H253V101H252ZM259 102H260V101H258V103H259ZM262 102L264 103L263 100H262ZM262 102H261V106L259 105L260 107H262ZM100 103H101V101H100ZM104 103H105V102H104ZM108 103L106 102L105 104H108ZM175 103H176V104H175ZM181 103H182V104H181ZM187 103H188V104H187ZM192 103H193V104H192ZM201 103H202V104H201ZM215 103H216V102H215ZM219 103L217 102V104H215V105L217 106ZM105 104H103V102H102V108H104V109H105V107H104ZM112 104H111V105H112ZM119 104H118V105H119ZM125 104H128V102H126ZM139 104H140V105H139ZM149 104H150V105H149ZM152 104H153V105H152ZM189 104H190V105H189ZM191 104H192V106H191ZM204 104H205V105H204ZM223 104H224V103H223ZM238 104H239V102H238ZM240 104H241V103H240ZM244 104H247V103H244ZM118 105L116 104V107H117ZM122 105H123V104H122ZM122 105H121V106H118V107L123 108L124 105H123V106H122ZM180 105H181V106H180ZM196 105H197V104H196ZM207 105H208V106H207ZM227 105H228V104H227ZM227 105H226V106H227ZM251 105H252V104H251ZM251 105L247 104L246 106L249 107V106H251ZM105 106H106V105H105ZM107 106H108V105H107ZM107 106H106V107H107ZM151 106H152V108H151ZM175 106H176V107L178 106V107L176 108ZM189 106H191V107H189ZM232 106H233V105H232ZM234 106H235V105H234ZM126 107H124V108L122 109V111H123L124 113L122 112L121 114L124 115V114H127V113H128V112H126V111H127V110L125 109ZM146 107L149 108V111H148V110H145L146 112H144V108H146ZM155 107H157V108H155ZM168 107H169V109H168ZM172 107H173L174 109H173ZM196 107H197V108H196ZM213 107H214V106H213ZM221 107H222V106H221ZM221 107H220V108H221ZM235 107H236V106H235ZM235 107H233V109H235ZM237 107H238V105H237ZM237 107H236V108H237ZM263 107H264V106H263ZM111 108H112V107L110 106V109H111ZM120 108H118V109H119V111L121 112V109H120ZM142 108H143V111H142ZM153 108H154V109H153ZM195 108H196V109H195ZM215 108H216V107H214V109H215ZM220 108H219V110H220ZM224 108H225V107H224ZM229 108H231V107H229ZM252 108H253V107H252ZM255 108H257V107H255ZM258 108H259V107H258ZM104 109H103V112H106V109H108V108H106L105 110H104ZM118 109H116V110H118ZM124 109H125V111H124ZM151 109L153 110V112H157V113H154L155 115L158 114V113L160 114V115H158V116H160V120H161V118H163V120L165 119V121H162V120L160 121L159 118H157V119L159 120V123H157V121H156L157 119H156V118L153 119V116H154V115L152 114L153 112L150 113V111H152ZM155 109H156V111H155ZM193 109H194V110H193ZM204 109H205V112H204ZM226 109H228V107H226ZM233 109H232V111H233ZM238 109H241V107L239 106ZM245 109H248V108H245ZM245 109H244V111H245ZM259 109H260V108H259ZM259 109H258V110H259ZM261 109L264 110V108H261ZM112 110L114 111L115 108H114V109L112 108ZM129 110H128V111H129ZM219 110H218V112H219ZM221 110H222V108H221ZM230 110H231V109H229V110H228V113H227V114H229V115L231 114V113H230ZM258 110H257V111H258ZM263 110H259V111H263ZM109 111H110V110H108V111L106 112V114H108V116H107L108 118H107V117H104L105 119L107 118V120H108V119L110 120V119H112V118H116V117H112V116H113L112 114H114V113H115L114 115H117V116L119 117V113H120L119 111H116V112L114 111L113 113H110ZM139 111H140V112H139ZM147 111H148L149 113H148ZM158 111H159V112H158ZM191 111H194V113H195V111H196V115H199V116H198V117H199L198 120H202V121L199 122V121L195 120V121H197L199 124L196 123L195 121H193L192 123H193V124L195 123V124L192 126V125H191L192 123L189 121L190 119L188 120V121L190 122V123L188 122L189 124L186 122L187 120L185 121V119H188V118H187V117H188L187 115H189V117L193 116V115H191V114H192ZM199 111H200V112H202V111L204 112V113L202 114V116H200L201 113H199ZM214 111H216V110H214ZM214 111H213V112H214ZM242 111H243V110H242ZM255 111H256V110H255ZM117 112H119V113L116 114ZM190 112H191V114H190ZM211 112H212V111H211ZM216 112H217V111H216ZM220 112H221V111H220ZM220 112H219V113H220ZM224 112H226V110H225ZM236 112H237V111H236ZM236 112H235V114L232 113V114L230 115L229 119H230L231 116H233V115H234V117H239V118H242V117H243L242 115H243L244 112H243V113H240L241 110H240V112H239L240 114H237ZM245 112H246V111H245ZM248 112H249V110H248ZM248 112H247V114H246V113H244V114L248 115V114H251V113H252L251 111H250L251 113H248ZM253 112H254V111H253ZM109 113H110V116H109ZM134 113H133V115L130 114V113H128L127 115H128L129 117H130V115H131V117H135V119H134V118H132V119L137 120V118H138L139 116H137V113H135V114H134ZM184 113H185V115H184ZM197 113H199V114H197ZM209 113H210V112H209ZM219 113H218V114H219ZM255 113H260V112H255ZM106 114H105V116H106ZM129 114H130V115H129ZM211 114H212V113H211ZM213 114H214V113H213ZM213 114L211 115L212 118H213V119H218V121L214 120V121H213L214 124L211 122V124L208 125V123L210 122L208 119L211 118V116H210V114H208L209 117L206 116V117H207V120H206L205 122L208 121V123H207L208 126H206V129H207V127L210 126V127L208 128L209 130L204 131V132H207V134H208V132L210 133L212 130L215 132V128L218 127V123H217V122H221V120L223 119L224 116H225V117H226V116H227V117L229 116V115H224V114H223V117H222V114H220L221 116H220V115H219L220 117L218 116V117L220 118V120H219L218 117H214V116H216V114H214V116H213ZM225 114H226V113H225ZM241 114H242V115H241ZM252 114H254V113H252ZM262 114H263V113H262ZM102 115L104 116V113H103ZM127 115H126V116L124 115V119H127ZM206 115H207V114H206ZM254 115H255V114H254ZM121 116H122V115H121ZM136 116H137V118H136ZM156 116H157V115H156ZM194 116H195V115H194ZM194 116H193V117H194ZM248 116H249V115H248ZM248 116H244V117L246 118V117H248ZM252 116H253V115H252ZM255 116H258V114L255 115ZM109 117H110V118H109ZM111 117H112V118H111ZM118 117L116 118L117 120H118ZM129 117H128V119H127V120H128L127 122H129V121L131 120V119H129ZM193 117H192V118H193ZM221 117H222V118H221ZM225 117H224V118H225ZM234 117H233V118H234ZM249 117H250V116H249ZM258 117H261V118H262L263 115H262V116H258ZM144 118H143V119H144ZM252 118H253V117H252ZM252 118H251L250 120H252ZM261 118H260V119H261ZM143 119H142V121L144 122ZM155 119H156V120H155ZM194 119H195V117H194ZM226 119H227V118H225V120H226ZM253 119L255 120V118H253ZM263 119H264V117H263ZM263 119H262V121H263ZM154 120H155V121H154ZM180 120H181V121H180ZM211 120H212V119H211ZM225 120H224V121H225ZM230 120H231V119H230ZM235 120H237V119H235ZM235 120H233V121H235ZM238 120H239V119H238ZM244 120H245V119H244ZM248 120H249V119H248ZM248 120H247V121H248ZM103 121H104V120H102V122H103ZM166 121H167V122H166ZM215 121H216V123H217V126H216V127H214V125H216ZM227 121H228V120H227ZM233 121H232V122H233ZM247 121H246V122H247ZM252 121H253V120H252ZM255 121H257V120H255ZM134 122H135V121H134ZM138 122L136 121L135 124L137 125ZM145 122H146V121H145ZM161 122H163L164 125L166 124V126L168 125L167 127L170 128V131H169V129H167L166 126H165L166 128L163 127L164 125H163V123L160 124ZM168 122H169V123H168ZM184 122H185V123H184ZM244 122H245V121H243V123H244ZM249 122L251 123V121H249ZM249 122H247V123H248L249 126H250L251 124H250ZM257 122H258V125H256V123H255L254 126H255V127L257 126L256 128L259 129V131H258V130H255V128H252V125H253V124H252V125H251V128L254 129V131H255V132L253 131V133H257V132H258V134H259L260 132L263 133V132H264V128H263L264 125H261V120H260V124H259V121H257ZM263 122H264V121H263ZM153 123H154V125H153ZM173 123H174V124H173ZM225 123H226V121H225ZM230 123H231V121H230ZM236 123H237V121H236ZM239 123H240V121H239ZM241 123H242V122H241ZM252 123H253V122H252ZM103 124H105V122H103ZM106 124H107V121H106ZM108 124H110V123L108 122ZM150 124H151V125H150ZM155 124L158 125V126L156 127ZM172 124H173V125H172ZM212 124H213V125H212ZM219 124H220V125L222 124V126H223V120H222V122L219 123ZM228 124H229V123H228ZM232 124H233V123H232ZM263 124H264V123H263ZM162 125H163V126H162ZM170 125H171L172 127H170ZM188 125H191V126H188ZM197 125H195V126L197 127V129H200V128H199L200 126L198 127ZM205 125H206V124H205ZM205 125H204V126H205ZM211 125H212L213 127H212ZM233 125H235V123H234ZM233 125H232V127H233ZM246 125H247V124H246ZM260 125H261V127H258V126H260ZM137 126H138V125H137ZM151 126H152V127H151ZM173 126H174V127H173ZM182 126H183V127H182ZM222 126H221V127H222ZM224 126H225V127H224ZM224 126H223V129H226V132H227V133H228V132L231 133V134H228V135H227V133H225V134H226L227 136H229V135L232 136V134H233L232 132H233V131L230 132V131H231V128H228V129H230V131H229V130H227V127H226L227 124H225ZM138 127H139V129H140V126H138ZM158 127H161V128H159V130H157ZM230 127H231V126H230ZM235 127H238V126H234V128H235ZM242 127H243V125L241 126V128H242ZM244 127H245V126H244ZM246 127H247V126H246ZM135 128H136V126H135ZM162 128L168 130L169 133H168L166 130H163ZM248 128H249V127H248ZM139 129H138V130H139ZM141 129H140V130H141ZM145 129H144V130H145ZM177 129H176V131H174V133L170 134V135H172V136L167 135L168 138H170V137L172 138V137L175 135V132L180 136V135L182 134V132H181V134H179V132L177 131ZM192 129H190V130H192ZM197 129H196V130H197ZM218 129H220V131L223 132V131H222V128H219V127H218ZM235 129L237 130V128H235ZM235 129H234V133H239V135L236 134V135L239 136V137H237V136L234 134L232 137L235 136V137H237V138L234 137L233 140H235V142H233V143L236 144V140H237L238 138H241V139L237 140V143H238V141H241V140L244 141V142L241 141V142H242L241 144H244V143L246 142L245 140H246L247 138L249 139V141H251V140H250V137H248V135H247V134H250V132H248V129H244V130H247V132H248V133L245 135L247 138H246V137L243 138V137H244V134H243V137H241V135H242L243 132L240 134V131H242V130H237V131H239V132H235ZM239 129H240V128H239ZM249 129H250V128H249ZM135 130H137V129H135ZM138 130H137V131H138ZM160 130H161V131H160ZM162 130H163V131H162ZM190 130L187 129V131H188L189 133H190ZM261 130H262L263 132H262ZM142 131H143V130H142ZM187 131H186V133H187ZM213 131H212V133H213ZM217 131H219V130H217ZM217 131H216V132H217ZM250 131H251V130H250ZM160 132H161V133H160ZM192 132H193V131H192ZM216 132H215V133H216ZM221 132H219V134H217V136L219 135L220 137H222V133H221ZM245 132H246V131H245ZM245 132H244V133H245ZM134 133H135V132H134ZM145 133H146V132H145ZM147 133H148V132H147ZM147 133H146V134H147ZM158 133H157V134H158ZM212 133L209 134V136H210V135L212 136ZM215 133H214V134H215ZM253 133H252V135H254ZM261 133H260V134H261ZM152 134H151V135H152ZM160 134H161V135H160ZM173 134H174V135H173ZM177 134H176V135H177ZM196 134H197V132H196ZM196 134H195V135H196ZM200 134H201V135H200ZM207 134H206V136H208ZM220 134H221V135H220ZM223 134H224V132H223ZM225 134H224V136H223L221 139L224 140L225 143L228 144V142H226L227 138L225 139V136H226ZM260 134H259V135H260ZM134 135H135V134H134ZM147 135H148V134H147ZM178 135H177V136H178ZM183 135H185V134L183 133ZM261 135H262V134H261ZM261 135H260V137H258L256 134L254 135L255 137L257 136V138H258L257 142H256V140H255L256 138L253 139V137H252L251 139H252V141L255 140V141H254L255 144L258 143V144L260 145V146L258 145V146H259L258 148L261 147V149H263L264 147H262V146L264 145V136H263L264 133H263L262 137H261ZM132 136H133V135H132ZM167 136H166V137H167ZM197 136H199V138H200V136L203 137L202 132H199V135H196L195 137H197ZM209 136H208L207 138H210ZM227 136H226V137H227ZM230 136H229V137H230ZM249 136H250V135H249ZM145 137H146V136H145ZM162 137H161V138H162ZM174 137H176V136H174ZM174 137H173V138H174ZM204 137H205V135H204ZM204 137H203V139H204ZM232 137L229 138V139H231V140H227V141H230V142L233 141V140H232ZM146 138H148V137H146ZM161 138H160V139H161ZM163 138H165V137H163ZM197 138H198V137H197ZM197 138H194V139H197ZM199 138H198V140H199V142H200V139H199ZM207 138H206V140H207L206 142H208V139H207ZM223 138H224V139H223ZM242 138H243V139H242ZM259 138H260V139H259ZM107 139L110 140V138H107ZM136 139H137V138H136ZM136 139H135V140H136ZM138 139H139V138H138ZM138 139H137L136 141L139 142ZM148 139L151 141V138H148ZM160 139H159V140H160ZM174 139H175V138H174ZM174 139H172V141H173ZM244 139H245V140H244ZM248 139H247V140H248ZM155 140L152 141L153 144H151V142H149V143H148V142H145V143H144V142L141 140V142H139V143H140V144L143 143L144 147H140V148L143 149V148L147 147V145L145 146L146 143L148 144V147H149V145H150L152 148L157 147L159 142H158V143L156 142L157 145L155 146V145H154V144H155V143H154ZM159 140H157V141H159ZM165 140H166V139H165ZM167 140H169V139H167ZM167 140H166V141H167ZM198 140H197V142H198ZM204 140H205V139H204ZM110 141H111V140H110ZM110 141H109V142H110ZM145 141H148V140L146 139ZM160 141H161V143H163L164 140L162 139V140H160ZM174 141H175V140H174ZM258 141H259V142H258ZM169 142H170V140H169ZM169 142H168V143H169ZM254 142H253V143H254ZM168 143H167V144H164V143H163V145H168ZM172 143H173V142H172ZM172 143L170 142L169 145H171ZM233 143L231 142V145L229 146L231 149H232V148H235V146H238V148H241V146H242V145H240V147H239V145H237V144H236V145H232ZM246 143H247V142H246ZM261 143H262V144H261ZM159 144H160V143H159ZM227 144H226V145H227ZM248 144H250L249 146L253 147V148H251V151H250V149H249V151H250V152H249V153H250L249 156H250V157L248 156L249 159H251V161H253L252 158H251V156H253V155H251V154H252L251 152L253 151V153H255L254 151H256V152L258 153V151H259V153H260V155H261L262 153H261L260 151H262V150H261V149H260V150L255 149V148H257V146H256V145H252L251 143L248 142L247 144H244L245 148H247L246 151H247L248 148H249L248 146L246 147V145H248ZM143 145H142V146H143ZM153 145H154V146H153ZM160 145H161V144H160ZM140 146H141V145H140ZM161 146H162V145H161ZM255 146H256V147H255ZM148 147L145 148V150H146V149L149 150ZM159 147H160V146H159ZM159 147H157V149L154 148V149H155V152H156V150L160 149ZM169 147H170V146H169ZM169 147H168V148H169ZM254 147H255V148H254ZM152 148H150V150H151ZM238 148H236V149H238ZM245 148H244V150H245ZM154 149H153V151H154ZM162 149H163V148H162ZM242 149H243V148H242ZM252 149H253V150H252ZM254 149H255V150H254ZM36 150H37V149H36ZM143 150H144V149H143ZM148 150H147V151H148ZM160 150H161V149H160ZM163 150H164V149H163ZM163 150H162V152H163ZM170 150H172V147H171L170 149H168V150H165V151L168 152V151H170ZM28 151H29V153H30V151H31V153L33 152L31 149L28 150ZM165 151H164V152H165ZM263 151H264V149H263ZM148 152H150V151H148ZM151 152H152V150H151ZM157 152H158V151H157ZM157 152H156V153H157ZM162 152L160 151V153H162ZM34 153H35V151H34ZM34 153H32L31 156H32ZM160 153H159L158 155H160ZM257 153H256V156H258ZM36 154H37V151H36ZM36 154H34V157H36V159H37L38 154H37V155H36ZM83 154H85V153H83ZM164 154L166 155V153H164ZM176 155H177V154H175V156H176ZM260 155H259V156H260ZM88 156H90V152H89ZM175 156H174V157H175ZM256 156H255V157H256ZM259 156H258V159L260 160V161L258 160L259 163H257L258 161L253 157L254 160H256V162H255V161L252 162L253 165L251 164V167H252V168H255L254 170H256V169L259 168V167L261 168V170H264V167H263V169H262L261 166H255V165H257V164H260L261 162H263V163H261V164L264 165V159H263L264 157H263V158H262V157L260 158ZM261 156H262V155H261ZM172 158H173V157H172ZM176 158H177V157H175L174 160H176ZM256 158H257V157H256ZM262 159H263V160H262ZM89 161H90V160H89ZM158 161H160V162H158ZM246 161H247V160H246ZM249 161H250V160H249ZM249 161H248V162H249ZM251 161H250V162H251ZM172 162H173V160H172ZM177 162H179V161L177 160ZM177 162H176V163H177ZM185 162H186V161H185ZM248 162L245 163L246 166H247V163H248ZM157 163H158V164H161V163L163 164V162H161L160 159L157 160ZM174 163H175V161H174ZM183 163H184V162H183ZM254 163H255V165H254ZM158 164H157V165H158ZM162 164L160 165V166L162 167V168L160 167L162 170L164 169L163 167H165V169L167 170V168L170 166V167L168 168L167 172H169L170 170L172 171L173 167H171V166H172L173 164H172V165H167V166H168L167 168H166V165H165L166 162H165V164H163L164 166H163ZM167 164H170V163L168 162ZM248 164H250V163H248ZM158 166H159V165H158ZM244 166H245V165H244ZM244 166H243V170L240 169V171H243V172L246 171V172H247V170H244ZM246 166H245V169H247V168H251V167H246ZM248 166H249V165H248ZM95 167H97V166H95ZM256 167H257V168H256ZM171 168H172V169H171ZM252 168H251L250 170H252ZM260 168H259V169H260ZM165 169H164V171H165ZM259 169H258V171H260ZM162 170H161V173H162ZM174 170H175V171H174ZM171 171H170V172H171ZM258 171H257V172H258ZM95 172H96V171H95ZM95 172H94V174L97 175V173H95ZM170 172H169V174H171V173H172V174H173V173H176V169L174 168V169H173V172H171V173H170ZM246 172H245V173H246ZM248 172H249V171H248ZM251 172H252V171H250V173H251ZM261 172H262V171H261ZM263 172H264V171H263ZM163 173H164V172H163ZM165 173H166V172H165ZM241 173H242V172H241ZM6 174H7V172H6ZM50 174H51V173H50ZM50 174H49V175H50ZM64 174H66V173H64ZM166 174H167V173H166ZM176 174H178V173H176ZM176 174H175V175H176ZM180 174H181V172H180ZM180 174H178V176H179ZM182 174H183V173H182ZM248 174H249V173H248ZM254 174H256V173H255V172H252L251 175H254ZM258 174L260 175L261 173H258ZM4 175H5V174H4ZM4 175H3V178L5 179L7 176H6V175L4 176ZM55 175L57 176L58 174H53V175H51L53 178H52V177H51V178L49 177L48 179H50V180H51V179H54V178H55V177H54ZM60 176L62 177L63 175H60ZM94 176H95V175H94ZM94 176H93V177H94ZM178 176H177V177H178ZM65 177H68V174H67L66 176L64 175L62 178L65 179ZM93 177H91V179H92ZM95 177H96V176H95ZM57 178L59 179L60 177H57ZM57 178H56V179H57ZM179 178H181V177L179 176ZM71 179H72V178H71ZM71 179L68 177V180L71 181L72 185H68V184H70V182L68 183V180H66L68 184H67V185H66V184L64 185L65 181H63V182H64V183H63L61 179H60V181L62 182V184H63L64 186H61L62 184H61L60 186H59V184H55V183H58V182H56V181H58V180H55V183H54V182L51 183V184L54 183V185H51V184H50L51 186H53V188L55 189V191H58V192L61 194V196H58L59 193L56 192V194H55L56 196H58L59 198L62 197V198H67V200H70V198L73 197L72 195L76 194V192H77V194L82 193V192L79 191V189H80V188L82 189V185H83V189H84V183H83L82 185H79L80 183H78V182H80L81 180L84 181V179H81V180H79V179L77 180L76 178H75V179H72V180H71ZM93 179H94V178H93ZM73 180H74V182H75L76 180H77V181L74 183ZM182 180H183V179H182ZM8 181L11 183V184H9V187H13V188L17 191V188H16V186H15V183L12 182V180H11V181L8 180ZM60 181H59V182H60ZM177 181H178V180H177ZM183 181L185 182V180H183ZM183 181H181V182H183ZM9 182H7V183H9ZM61 182H60V183H61ZM84 182H86V181H84ZM5 183H6V182H5ZM29 184H30V186H28V187H31V186H32L33 189H32V188H31V189L28 188V189H29L28 192H30V194L34 192L33 194H35V195L31 194V195H32V198H33V196H35L36 199L38 200V197H39V195H40L39 192L36 191V190L34 189V184H33L32 182H29ZM74 184H75V185H74ZM86 184H87V182H86ZM97 184L99 185V183H97ZM177 184H180V180H179V182H177ZM7 185H8V184H7ZM10 185H12V186H10ZM180 185H181V184H180ZM67 186H68V187H67ZM69 186H72V187H69ZM80 186H81V187H80ZM263 186H264V184H263ZM5 187H6V185H5ZM5 187H4V188H5ZM6 188H7V187H6ZM13 188H12V190H13ZM50 188H52V187H50ZM50 188H49L48 190H50ZM71 188H72L73 190H72ZM56 189H57V190H56ZM3 190H4V189H3ZM10 190H11V188L8 189V191H10ZM30 190H33V192H31ZM51 190H52V189H51ZM70 190H71V191H70ZM75 190H76V191H75ZM4 191H5V190H4ZM55 191H53V192L55 193ZM64 191H65V192H64ZM81 191H83V190H81ZM12 192H15V191H12ZM78 192H80V193H78ZM5 193H7V191H6ZM37 193H38V194H37ZM42 193H45V192L43 191ZM48 193H49V191H47V194H46V193H45V194L49 197ZM62 193H63V194H62ZM73 193H74V194H73ZM3 194H4V193H3ZM6 195H7V194L4 195V198H3V199L6 200L7 203H8V200L12 199L13 197H12V198L10 197V199H5V198H7V197H5ZM11 195H12V194H11ZM11 195H10V196H11ZM27 195H29V194H27ZM51 195H52V193H51V191H50V198H51ZM8 196H9V195H8ZM12 196H14V194H13ZM40 196H42V200H43V197L46 198L44 195H40ZM69 196H71V197L68 199ZM75 196H77V195H75ZM75 196L73 197V199H75V202H76V203L73 202L72 204H75V205H76L79 201H78V199L76 200V198H77L78 196H77L76 198H75ZM95 196H98V199H102L101 197H99V193H98V194H95ZM35 197H34V198H35ZM198 197L200 198V197H202V196H198ZM18 198H19V197L17 196L16 199H18ZM54 198H55V197H52V200L50 199L51 203H52V201H53V204L56 203V202H58V201L55 200ZM59 198H57V199H59ZM62 198L59 199V200H62ZM86 198H87V197H86ZM13 199H15V196H14ZM53 199H54V200H53ZM93 199H94V198H93ZM93 199H92V200L90 199V200L92 201L90 204H93V202H94ZM98 199H96V197H95L94 200L96 201V200H98ZM201 199H202V198H201ZM37 200H36V201H37ZM42 200H38V201L42 202ZM63 200H65V199H63ZM67 200H65V201H67ZM80 200H82V201L84 202V203H82V202H80V203L84 204L83 206H85V205H86V207L88 206V207H87L88 209L94 207V204H93V206L90 205V206H92V207H89V204H88V205L86 204L88 201H90L89 199L86 200V201H87L86 203H85V201H84L83 199H80ZM12 201H13V200H11V202H12ZM38 201H37V202H38ZM50 201L48 202V206H49L48 209H49V210H50V209H53V207L51 208L50 205H49V204H50ZM54 201H55V202H54ZM9 202H10V201H9ZM43 202H44V204H45V203H46V199H45V201H43ZM61 202H62V203H61ZM63 202H64V201H60V202L58 203V205H59L60 203L63 205V204H64ZM67 202H68V201H67ZM70 202H72V201H70ZM98 202H99V200H98ZM96 203H97V201H96ZM96 203H95V205H96V208H97V210H98L100 207H97V204H96ZM39 204H40V203H39ZM39 204H38V205H39ZM42 204H43V203H41V204L39 205V206H41V208H39L41 211H40V210H39V211L37 210L38 216H37V214H36V215H35V214H34V215L32 214V215L34 216V217L32 216V219L34 218L33 220L37 219V217H39V214H41V213H43V212L47 214V212L49 211V210H48L47 212H45V211H46V208H45V211L42 212V210L44 209V206L42 207ZM53 204H52V205H53ZM61 204H60V207H62V211H61V209L59 208V206L57 205V208H58V210L60 209L61 213H62V212H66V211H67V212H70V211H71V208H70V207H72L73 205L69 207L70 210L68 211V210L65 209V208H68V207H65V204H64L63 206H64V209L66 210V211H65V210L63 209V206H61ZM66 204H70V205H71V203H66ZM98 204H100V203H98ZM38 205H37V207H38ZM75 205H74V206H75ZM66 206H67V205H66ZM74 206H73V208H74ZM197 206H198V205H197ZM18 207H20V206H19V205H16V203H15V204L13 203V204H12V207H11L10 209H11L14 213H13L11 210H10V211L8 210L9 213L11 212L12 214H15V210H16ZM46 207H47V204H46ZM54 208H56L55 205H54ZM57 208H56V209H57ZM69 208H68V209H69ZM73 208H72V209H73ZM87 208H85V209H87ZM94 208H95V207H94ZM35 209H38V208H35ZM56 209H54V210L56 211ZM58 210H57V211H58ZM89 210H91V212H92V211H95V212L97 211V210H92V209H89ZM50 211H51V210H50ZM52 211H53V210H52ZM57 211L54 212V213H56V214H57V217H58L60 211H58L59 213H57ZM72 211H73V210H72ZM83 211H84V209H83ZM87 211H88V210H87ZM34 212H35V211H34ZM39 212H40V213H39ZM67 212H66V213H67ZM74 212H75V211H74ZM74 212H72V214H73ZM85 212H86V210H85ZM91 212L88 211V212H87V215H86L84 212H83V213H84L86 216H88V213H91ZM95 212H94V213L92 212V213H93L92 215H94V216L99 215V213H97V212H99V211L96 212L97 214H96ZM16 213H17V211H16ZM48 213H49V212H48ZM100 213H101V212H100ZM7 214H8V212H7L5 215H7ZM12 214H10L9 216H11V218H12V217H15L16 214L13 215V216H12ZM50 214H51V213H50ZM64 214H65V213H64ZM64 214H63V215H64ZM75 214H76V213H74V215H75ZM18 215H19V213H18ZM42 215H43V214H42ZM42 215H40V218H39L38 222L40 221V219L44 221L45 218H43ZM52 215H54V214L52 213ZM52 215H51V216H52ZM60 215H62V214H60ZM69 215L71 216L70 213H69ZM69 215H68V216H69ZM89 215H90V214H89ZM35 216H37V217L35 218ZM49 216H50V215H49ZM79 216H82V215H79ZM99 216H100V215H99ZM99 216H98L97 218H99ZM41 217H42V218H41ZM45 217H47V216H45ZM57 217L52 216V217H51V218H52L51 221L53 222V219H54V218L57 219ZM63 217H64V216H62V218H63ZM4 218H6V217H4ZM11 218H9V217L6 218V221H8V220L11 219ZM20 218L22 219V221H20L21 223H22L23 221L27 222V221L29 220V218L27 219V218H24L23 216H17V218H15V219L18 220V219H20ZM30 218H31V217H30ZM48 218H49V217H48ZM48 218H46V220H45L46 222L48 221ZM68 218H69V217H68ZM70 218H71V217H70ZM70 218H69V219H70ZM95 218H96V217H95ZM97 218H96V220H97ZM2 219H3V218H2ZM7 219H8V220H7ZM15 219H13V220H14L15 222H18V221H16ZM55 219H54V220H55ZM69 219H68V220H67V219L64 220V222H65V223L68 222V224H69V225L71 224L70 226L72 227L73 224H72V222L69 223V221H71V220L74 221V218H71V220H69ZM80 219H82V218L80 217ZM13 220H11V221H13ZM33 220H32V222H33ZM99 220H100V219H99ZM2 221H4V220H1L0 223H2ZM9 221H10V220H9ZM9 221H8V223H9ZM14 221H13L12 223H9V224H8V228H9L8 230H11L12 228H14V226H13V224L15 223ZM36 221H37V220H36ZM45 221H44V223L46 224ZM97 221H98V220H97ZM25 222H23V224H24ZM30 222H31V219H30ZM32 222H31L30 224H32ZM38 222H34V224H35V223H37V224H41V225L44 224L42 221H41L40 223H38ZM98 222H99V221H98ZM18 223H19V222H18ZM42 223H43V224H42ZM47 223H48V222H47ZM65 223H64V224H65ZM73 223L76 224V222H73ZM6 224H7V223H6ZM10 224H11V225H10ZM16 224H17V223H16ZM27 224H29V223H27ZM34 224H33V226L30 225V227H33V229H34L35 226H36V225H34ZM48 224L50 225V221H49ZM54 224H56V221L54 222ZM103 224H104V221H103ZM105 224H107V223H105ZM1 225H2V224H1ZM21 225H22V224H21ZM41 225H38V227L40 228ZM49 225H47L48 228H45V230H46V229H49V228L51 229V227L53 226V224L50 225L51 227H50ZM69 225H68V226H69ZM114 225H115V224H114ZM10 226H11V227H10ZM27 226H28V225H27ZM44 226L46 227V225H44ZM68 226H67V227H68ZM115 226H116V225H115ZM3 227H5V226H3ZM3 227H2V230L4 229ZM17 227H18V228H19V227H22V228H23V225L20 226V224H19V226H17ZM30 227H29V228H30ZM38 227H36V229H37ZM42 227H43V226H41V230H43ZM52 228H54V227H52ZM113 228H115V227L113 226ZM0 229H1V228H0ZM16 229H17L16 226H15V230L12 229L13 231H8L7 228H5V230H7L9 234H11V236L7 235V233H5L6 231H5L4 233H2V234H1V232H0V247H1L0 250H2V256H1V257H4L3 255H5V251H6V253H8L7 251H10L11 248L14 246V247H15V248L13 247L14 250H15L16 248H17V249L20 248L19 251H21V252L27 250V251L25 252L26 255L24 254V255L26 256L25 258L29 259V258L31 257L30 259H32V256H33L32 249H30L29 247H28L29 249H27V248H25V247H26L29 243H30V244L33 243L32 240L30 241V238H32V237L35 235L34 232H35L36 229L33 231V234L31 233L32 235L29 234V232L31 231V228H30V231L26 230V231H28V235H27V233H25V231H24L25 229H27V227H26V228H23L24 230L21 229V228H20V229H17V230H16ZM67 229H68V228H67ZM2 230H1V231H2ZM19 230H20V231H19ZM22 230H23V232L25 233V234H24V235H25V236H24L25 239H24V237H21V236H22V235H21L22 233L20 234L21 236H20V235L18 236L19 232H21ZM37 230H38V229H37ZM37 230H36V232H39V231H37ZM41 230H40V231H41ZM45 230H44V231H45ZM51 230H52V229H51ZM57 230H58V228H57ZM16 231H19L17 235H16V233H17ZM46 231H47V230H46ZM48 231H50V230H48ZM54 231H55V232H54ZM54 231H53V233H54V235H55L59 230L56 232V228H54ZM14 232H15V233H14ZM31 232H32V231H31ZM39 233H40V232H39ZM39 233H38V236L40 235ZM50 233L52 234V231H50ZM60 233H61L62 237L65 236V234L63 235L64 232H63V233L60 232ZM3 234H6V238H7L8 240H7V239H4V238H3L4 236H1V235H3ZM14 234H15V235H14ZM36 234H37V233H36ZM200 234H201V233H200ZM12 235H14V236H12ZM26 235H27V236H26ZM54 235H53V236H54ZM57 235L59 236V238H62V237H60L61 235H60L59 233L56 234V237H57ZM8 236H9L10 238H9ZM35 236H37V235H35ZM199 236H200V235H198V237H199ZM26 237H29L28 239H29L30 242H29L28 244H27V240H26L27 238H26ZM11 238H12V239H11ZM35 238H37V237H35ZM67 238H68V237H67ZM57 239H58V237H57ZM3 240H4V241H3ZM18 240H19V241H18ZM16 241L19 242V243H18L19 245H20V244H21V245L27 244V245H25V247L23 248V247L19 246V245L16 243ZM34 242H35V241H34ZM32 245H34V243H33ZM32 245H31V247H34V246H32ZM10 246H11V248H10ZM8 248H10V249H8ZM13 248H12V249H13ZM21 248H22V250H23V249H24V250L22 251ZM112 248H113L112 250L114 251V254H116V252H117L118 250L120 251V249L117 248L116 246L114 247V245H113ZM116 248H117V249H116ZM7 249H8V250H7ZM14 250H13V253H14ZM3 251H4V252H3ZM11 251H12V250H11ZM11 251H10V253H11ZM15 251L17 252V250H15ZM119 251H118V252H119ZM0 252H1V251H0ZM16 252H15V253H16ZM29 252H32V255H31ZM118 252H117V253H118ZM10 253H9V254H10ZM13 253H12L11 255H14V254H15V253H14V254H13ZM17 253H19V252H17ZM19 254H20V253H19ZM22 254H23V253H22ZM22 254H21V255H22ZM16 255H17V254H16ZM16 255H14V256H16ZM21 255H20V256H21ZM24 255H22V256H23L22 258H24ZM6 256H7V255H5V257H6ZM17 256H18V255H17ZM28 256H29V258H28ZM1 257H0V261H1L0 264H11V263H10V258H9V260L7 261V259H8L7 257H9V256H7L6 259H5V257L3 258V259H5L7 262H6L5 260H4V262H2L3 259L1 260ZM34 257H35V262H36V258L38 257V255H36V256L34 255ZM34 257H33V259H34ZM12 258H14V257L11 256V259H12ZM15 258H16V257H15ZM19 258H21V257H18V259H19ZM22 258H21V260H22ZM38 258H39V257H38ZM38 258H37V260L40 261V258H39V259H38ZM160 258H161V257H160ZM163 258H164V257H163ZM214 258H215V257H214ZM161 259H162V258H161ZM199 259H200V258H199ZM199 259H198V260H199ZM12 260H13V259H12ZM41 260H42V259H41ZM58 260H59V259H58ZM58 260H57V261H58ZM163 260H164V259L160 260V264H167V263H166L167 260H165V262H163ZM203 260H204V259H203ZM212 260H214V259H212ZM19 261H20V260H19ZM28 261H29V260H28ZM30 261H33V260H30ZM42 261H43V260H42ZM60 261H62L61 258H60ZM200 261L202 262L201 259H200ZM206 261H207V260H205V261H203V262L206 263ZM14 262H15V264L17 263V258H16V261H13V263H14ZM33 262H34V261H33ZM40 262H41V261H40ZM58 262H59V261H58ZM161 262H163V263H161ZM198 262H199V261H198ZM198 262H197L196 264H198ZM201 262H200V263H201ZM19 263L21 264V262H19ZM19 263H18V264H19ZM43 263H44V262H43ZM201 264H202V263H201ZM206 264H207V263H206Z\"/></svg>","mask_w":264,"mask_h":264}]
</instances>
